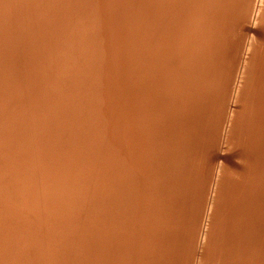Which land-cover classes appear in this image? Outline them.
Wrapping results in <instances>:
<instances>
[{"label":"bare ground","instance_id":"bare-ground-1","mask_svg":"<svg viewBox=\"0 0 264 264\" xmlns=\"http://www.w3.org/2000/svg\"><path fill=\"white\" fill-rule=\"evenodd\" d=\"M253 1H255V0H0V171H1V169L2 170L5 169V168H1V167H6V169L3 170V173H2V171L0 173H1V175L2 174L4 175V173H7V175H8L9 173H11V171L12 172H13V170L15 171V173L13 172L10 176L8 175L9 176V179L7 178L8 184H7V182H4L7 185L6 184L2 185L3 181H1L2 184L0 183L1 184V186H0V202L2 203V205H3L2 201H6V199L4 198L6 188L9 189L6 193H9V195L11 192L15 194V196L13 194L10 195L11 196L10 198H13L15 201L14 200L12 201V199L10 200L8 198L9 200H7V202L10 201L11 203H13V205L15 204L16 208H18V207L22 208L23 207L22 209H26L25 207H26V205L28 206L29 200H31L30 202H32L33 199H37V200L40 199V196H39L40 193L38 191H40L42 189L41 187L44 183H47V182H45L48 180V179L45 180L47 176L45 177V179L43 177V179L45 181L42 180V181H44V183L41 182L42 185L39 183L40 184L39 186L38 185L37 186H34V185L30 186L29 184L32 183L31 178L34 177V175L36 174V172H34L36 169H35V167L28 166L27 161H33L32 163L35 164L36 163L35 160H38V159L41 160L42 154L39 155L38 152H40V153L42 151L45 152L48 149L47 151L49 152V155H50L52 153V152H50L51 151L50 146H52L53 150H57V149H54L53 144H55V146H56V143L59 144V142H60V144L57 145V148H59V149L55 153L58 152L60 157H58L59 155L57 153L56 154V155H58L57 158L58 159L61 158L63 160L62 165L59 164L60 167H63L64 169L67 168L69 172L72 171L69 174V173H66L67 169L64 170L65 173L67 174V177L69 175H74V177H75L74 179H76V177L78 175L79 178L77 177V179L79 181H81L82 180L81 176H85L88 173L87 176L83 177V179H85L87 177L86 180H83V181L87 182V179H88L87 183L84 182V184L87 185V188L83 184V181H82V183L81 182L79 183V181H78L79 184L77 182L74 183L75 188L78 186L79 188L82 189L83 185L85 187V191L84 192L82 191L84 194L83 197H82L81 191L79 190L80 191L79 192L76 188V190L81 194V197L83 198L82 203L77 201V198L80 197V195H78L76 193L77 191L75 190V188L72 184H71V186L73 189H71V191L69 190L71 186L68 187V185H69L68 183H72L73 181H75V180H73V176H72V179H70V180H73L72 182L69 180L70 176L68 177V181H67V179H65V180L63 179L65 181V183L58 176L60 181L62 182V183L61 182L56 183V184L62 186V188H60L61 186L58 187L59 190L64 189L66 191L68 189L66 191V193H69V196L67 198H70V196H72V192L74 191L73 196H74V198L76 197V201L78 203L77 202L74 203L75 199H74V201L71 200V198L69 200H71V203L73 205L78 204V206L74 207L70 203V201L66 198V196L68 194H66V196L64 197L65 192L62 191V193L64 192V195H62V193H61L62 197H64L63 199L66 198V200L64 201L62 199V197L60 195H58V189L57 190L54 189L56 192H54V193L52 192L53 195L55 193H57V194H55L56 197L54 196V200H53L54 202L51 201L53 199V197L51 198V196H52L51 191H53V188H52V190H50L51 194H48V193H49L50 186L52 187L51 184H53L56 180L54 178L55 176L52 177L55 179L54 182H50L48 184V186L50 185L48 187V190H46L48 192H46V191H45L46 193L43 192V193H45L44 195L48 194L47 195L48 198L50 197L51 199L50 198L48 199L47 196L42 195V196L46 197L45 198L46 200H43L44 197H42V200L41 199L40 200L43 202H41L40 200H39L40 203L38 202L40 205L42 203H45V201L48 202V203H46L48 205H50V203L52 202L51 206H49V213L54 211L53 209L55 206L56 210L57 211L59 210V212H57L55 210V212H57L56 215H58V214L60 215V213L65 214L64 212H61V210H63V211L73 210V211H71V213H73L74 216L71 215L70 212H68L67 215L65 214L66 216L65 215L63 216L61 214L60 217H58L59 216L58 215L57 216L58 219L56 221L54 219L53 220L50 219L51 222L48 219L51 216H52V218H54V217L56 218V216L52 215V214L55 215V212L51 213L50 214L51 216L49 215V213L47 214V212L45 214L46 216L49 215V218H47V220H48L47 222L48 223L50 222V224L52 223V225H50V228H52L53 225L57 226V224H58L57 221H60V220L61 221L59 223L61 224V222H62L61 225H64V227H61V225H58V228L55 226L56 228L54 227V229L57 231V233L62 235V239H64L63 237L66 238V241L64 239V241L66 243L64 241L62 242L63 245H66L68 242V244L70 246L71 251H70V254L68 251L69 257H67L65 264H74L75 262H78V260L76 261L77 257L81 261L83 259V256L82 257L77 256L79 253V250H81V252H83L85 250L84 247L89 246L88 244L91 241L90 239L93 237V239L95 240V237H98L93 232L94 227L91 224L95 225V223H99L100 218L97 219L95 217L96 219H91V218L89 219V215L91 214V212L88 215V208L90 206H92L91 205L92 200H95L96 195H98L96 193H100V191L98 192V190L101 189V192H102V188L99 186L101 184L99 182V180H101V182H103L104 179H107L109 176L111 177V175L114 172L110 171V169L114 170L118 164L119 165L121 164V162H124L123 166H125L128 169V170H126L128 173L125 171L123 173L121 172L122 177L124 176L123 179H125L124 182L125 181L128 182L127 188L126 187L124 188L122 186V184L120 185V187H123V188H121L122 189L121 195H126L124 197H118V198H120L119 200H121L120 203H122V208H124L125 204H126L124 199H126L129 196L132 197V195H133V197L137 196L138 198L135 200H137L138 204L137 203L135 204L132 198L128 199L134 203L133 205H131V208L134 205H137L140 207L143 202H148V206L150 207V209L153 206H155L157 209H159V210H157V212L155 211L154 214L157 213L156 215L153 214V216H157L156 218L158 219V221L156 220L155 223L158 224V226L160 225L159 228L163 225V224H161L163 220H164L163 223L168 224V226L170 227L169 228L166 225L165 228L161 227V230L160 229H158V231L156 230L157 232L154 230H148V232H146V230H139L138 229L139 230V232H138V230H136V229H134V231H132V229H133V226L131 225L132 223L123 221L124 224L126 223L125 225H128L127 223H129L131 225V227L128 226V228L127 227H126V229L124 228L125 230H123V232H116V231L113 232V233H118V235L122 234L119 236L120 237L122 236L123 240H125V243H123V246L121 244L122 248H120V246H119V248L122 251V252L120 251L121 254L120 253L119 254L121 255L122 259H124V261H122V262H125L122 264H128V263L130 264V261L132 260V258H133V260H135L133 257L134 253H133L132 258H130V257H128L129 253H127V252L131 251L130 247H132L133 250L134 249L136 250V248H138V245H137V247L135 246L136 239L138 240L137 244L139 243V246H140L138 249L139 253L137 252V250L135 251L138 253L137 258L140 257V259L138 260L139 262L141 261L142 264H146V263L149 264L152 262V260L156 261V259H159V257H161L162 260H165L163 257L166 258L167 255H169L168 245L166 243H168V239H170V237L168 236L170 234H168V235L166 234L167 230L169 229L168 231H171L170 229L173 228V226H174V229H175L174 231L179 233V234L177 233V236L181 237L182 239L186 238V240H188L187 238H191L189 236L192 235L193 231L195 232V230L198 228V226H199V228L202 227V226H200L201 225L200 223L205 222L203 220H202V222L201 221L197 222L198 220H200V219H198V217L200 218L201 216L208 218V219H206V221H207V223L205 225L206 228L203 225L204 229L201 230L203 233L200 231V233L198 234V237H199L200 234L202 233L201 237L198 238L199 240H198L197 244L196 243L194 244L195 241H192V245L194 244L193 247H196L195 245H197L196 251L200 255V258H198V260H197V261H199L198 263L201 264V262H203V263L205 262L204 261L205 257H203L204 253H206L208 255V253L210 254L211 252L212 253L214 252V254H212L213 256L208 255L210 257L209 258L206 257L208 264H210V263L211 264H230V261H231L230 256H232V255L234 256V254H235V256L237 257V255L242 254L241 253L242 249L240 250V253L234 252L235 251L234 249L239 250L240 247L237 245V248H236L235 246H232V244L233 243L241 244L242 242L240 241V239L242 240V238H243L242 233H244V235H245L244 237L246 238V236H249V234H250L249 232L251 230L253 231V229H251L250 227H252L253 225H255V226L259 225V224L256 225L254 223L255 221H252V220L257 219L256 223H260L261 219H259V218H261V217L258 218V215L264 216L263 215L264 214L263 213L264 212V205L262 204L263 207L262 208L260 207L261 203H263L262 201H264V199H262L264 194H263V192H262L263 195L260 193L261 191L264 190V137H263L264 132L262 130H259V128L261 127L260 124H262V126L264 127L263 123H259L258 126H260V127L259 128L257 127V129L259 131L263 132V134L261 133L263 138L261 137V135H259V138L261 137V139H258V138L257 139H252V138L249 139L245 136L248 134V137H249L250 134H252L251 136L253 138L258 137L257 135H254L255 136L254 137L253 136L254 131L252 132V130H255L254 126H256V122H253L254 123L253 124L252 122H248V121L249 120L253 121V120H255V118L257 119L264 114V110H263L264 109V103L263 102L260 103L263 105V106H260V107H262V111L260 110V112H259V110H258L259 113L257 112V114H259L260 116L259 117L252 116V120L249 117V114H247V116L250 118L249 120L247 119L248 118L247 116H243L244 115L243 109L242 110L240 109L241 112L237 111L239 109H236V108L235 109H229L230 108L229 107L228 110L225 109V107H226L225 104H228L227 103L228 97H229V100L233 99L234 107L237 104H241V103H242V105L246 104V103H244V101L246 100V98L248 96L245 98V93L249 95V93H247V92L248 91L251 92L253 89H248V91L246 90V92H244V90L246 89L245 86H247V84H248V82H245V81H247L248 79L251 80L250 77H252V76H253V78H255V75H257V77L259 76V74H257L259 71L255 75H252L256 72L255 68H257V67L252 68L254 71H252L251 74H248V72L252 70V69L249 70L251 66H253L254 64L256 66L258 65V64H256V61H255V63L249 67V64H251V63H249L251 58L258 59V57L257 58L253 57L254 55H255V57L259 56L256 53L257 51H255L256 54L253 53L254 55H252L251 58L249 56L250 54H252V51L254 49L253 44L256 46L255 48L257 50L258 43L256 45V43L254 42L255 40H252V41L249 40L250 38H249V36L246 37V34L244 35L246 38V40H245L243 38L244 36L242 35L243 34L242 31L244 30L243 28H245L244 26H247L246 24L244 25L245 21L243 20V18L246 17L245 16V15H247L246 13L250 12L247 9L248 8L251 9V7H248V6L253 5V4H250ZM257 1L260 2L259 3L260 6H259V4H258V6L259 7L262 6V7L255 9L257 6L255 7V5H254L255 8H254L253 12L256 14L257 18H259L260 21L263 22L264 21L263 20V18H264V16H263L264 15L263 14L264 13V0H257ZM257 1H255L254 3H257ZM235 5H238L239 8H241L240 10H242L241 12H243V13H241L240 10L235 7ZM231 8H233L234 10L237 9V13L235 11V12H233V15H235L234 13H236L235 17H237L239 15V18H240L239 19L237 17V19H235V17H234L235 20H238V21L240 20L239 21L240 24L238 23V21H236L235 23H238L240 26L241 21L242 22L244 21L242 24L244 26L241 25L243 27L242 28L243 30L241 29L242 34L240 33V29H237V28H241V27H238V25H236L237 26L236 30L237 31L239 30L238 32L242 35V37H241V35H239L238 32H236V30L231 31L232 29H234L233 27H235L234 26L235 23L233 24V21L231 22V20H230V22L233 24V26L231 24V26H232L231 30H229L230 24H228V22L227 23L224 22V21L229 20L228 18H226V16L229 13L232 14L231 11L233 9H231ZM230 9H231V11H230ZM253 12H252V14L254 15ZM239 13L244 16L242 19H241L242 15L240 16ZM230 17H233V16H229V18ZM249 17H250V15H249ZM255 17H254V20H256ZM251 18L253 19V17H251ZM247 19H245V20H247ZM251 20H249L250 22L248 24H251L252 22L254 24V22H256L254 20H252V22H251ZM220 22L221 23L224 22L222 24L223 28L218 27V26H220L219 25ZM224 24H225V27H228V28H226L227 30L225 29ZM255 24H257V23H255ZM255 24L249 25V29L251 26H255ZM226 25H228V26H226ZM258 27L259 26H257L256 29ZM230 31H231V33L229 35L228 32H230ZM259 31L260 30H258V33H260ZM232 32H236V33H232ZM247 32L248 31L246 30L245 33H247ZM226 34H228V36H231V34L239 35L241 37L239 39H242V38L244 39V44H245V41H247V38L249 40V43L247 44L248 47L245 48L246 44L245 45L242 44V45H244V47H241L242 49H240L242 51L241 53H243V49H244V51H245V49H248L249 52L247 50L246 51L249 53V55L245 51L246 55H248L247 58H245L246 57L245 54H244L245 55V57H244L243 54L238 53V51H240L239 50L240 47L237 46L238 50L235 51L236 56L238 54L240 55V56L238 55V57L240 59L242 56L244 57V61L241 65L239 63H236V61H239V58H238V60L234 59L235 62L231 59L232 57L229 58L230 61L232 60V62H234V65L237 64L236 66H238L235 68H234V65H233V67L231 66L232 69H234V72L232 73V77L229 76L230 75L229 73H231V72L228 71L231 68V67H228L231 64V62H227L229 60L226 56L229 54H230L229 56H232V54H234V50H235L237 44L233 43L231 41L232 46H234L236 44L234 46L235 48L233 47L234 49H232L231 48L232 46L227 47L226 43L229 41V39H231V37L229 39L227 37V39H226ZM249 34H250V31L247 33V35H249ZM253 34L255 35L256 33L251 32L250 35L253 36ZM234 35H232V36L234 37ZM255 37H257V36L255 35L254 38ZM259 38H261V37H259ZM235 39H236V41L235 40L234 41L237 42L238 38H235ZM251 39H253V38H251ZM226 40H228V41L226 42ZM259 40H260V44H261V41H263V40L262 39H259ZM238 41H240V40H238ZM239 43H241V42H239ZM226 47H227V49L228 48L229 49L227 50ZM261 47L262 46L259 45V48H261ZM230 49L233 50L232 54L228 53L229 51H231ZM225 52H227V55L225 54ZM261 52L262 53H260V54L264 58L263 51H261ZM262 56H261V58H262ZM234 57L235 56H233V58ZM263 58L261 59V61L264 60ZM253 59H251L252 63L254 61ZM258 60H260V59H258ZM241 61L242 60H240L239 62H241ZM261 61L258 62L259 66L262 65ZM227 63H230V64H227ZM262 63L264 65V62H262ZM258 68H261V66ZM239 69H240V75L239 76H240V78H242L241 79L242 83L235 85L234 83H237L235 81V79L236 80L238 79V78H235V76L237 77L236 71H237V73H239ZM263 69H264V67H263ZM258 70H261V69H258ZM226 72L228 75H226ZM250 75H252V76H250ZM227 76L231 77V79L233 78V80L229 81L230 78L227 79L228 78ZM259 77L262 78V76H259ZM259 77H258V80H260ZM227 80L229 81V84H228ZM258 80L256 78L257 83H260L261 80L259 82H258ZM263 80H264V78L262 79V83L264 84ZM255 82H252L251 85ZM244 83H247V84L243 88ZM262 83L258 84V86L263 85ZM255 84L252 85L254 87L255 91H256V89L258 90V88H259V90H261L260 88H262V91L264 92V89H263L264 85L256 88L257 84H256V86H255ZM262 91L258 92V94L262 93V95H264V93ZM254 92L250 93L251 96L253 95L252 97H254V94H257L256 92L255 93ZM106 93H107L106 96H108V97H109V95H110V97L113 96L111 98L112 100H114L113 104H112V100H111V102L109 100V102L104 101L106 103H103V100L108 101L107 97H105ZM258 94H257V96H258ZM86 95L89 97H86ZM84 96L87 100H85V98L83 99ZM104 97H105V99H104ZM88 98H90L91 101H93L92 103L90 101L92 106L89 105L90 103L88 104L90 106L89 108L87 107L86 104L84 105V101H83V100H85V101L89 102ZM260 98L261 97H259V101H261ZM81 100L83 101V104H81V102H82ZM249 100H250V98L249 99L247 98V101H249ZM253 100H256V99H253ZM259 101L257 104H259ZM262 101H263V99H262ZM72 102H73V104H72ZM78 102L80 103V105ZM100 102L103 104L108 103V104H112V105L111 106L108 105V108L111 107L110 109H108V111H107V109H105V111L108 112V115L106 116V118L105 119L103 118L104 120L100 124L96 125L95 122H93L94 118L92 119L91 115L97 114L94 116L96 118V116H98V114H99V113H97L99 110H100L99 111L100 114L104 113V111L101 112V108H102L101 105L102 104L97 105V103L100 104ZM235 102H241V103H236V105H235ZM256 102H257V100H256ZM85 103H87V102H85ZM83 105L86 106L88 110H86V107L84 108ZM94 105H96V106H94ZM251 105H249V106H251ZM57 106H58V109H56ZM64 106H66L67 110H68V107L70 108L67 111V113L69 115L66 113V109L62 108ZM244 106H242V108H244ZM256 106L257 105H254V109H255L254 112L255 113L257 110ZM71 107H73V108L71 109ZM92 107H94V108H92ZM103 107H106V105L105 106L103 105ZM236 107L239 108L238 106H236ZM252 107H253V105H252ZM260 107L258 109H260ZM96 108L98 111L96 110ZM60 109H63V112H65V114L62 113ZM223 109H225V113L223 112L224 114L221 112ZM244 109H245L244 111H246V108H244ZM251 110L248 113L252 114ZM59 111L63 115L66 116V118H64L63 120H66L67 123L59 121V119L61 120L63 117H65V116H61L62 118H60L59 117L60 115H57ZM69 111H71L70 112L71 114L69 113ZM86 111L89 112L88 113L89 115L91 113L89 118H91L92 123L95 124L96 126H94V125L92 126V123L91 124H88V122L85 123L84 119H87V117L86 118L83 117V119H82L81 116H82V114L84 115V112H86ZM95 111H97V112L94 113ZM247 111H249V110H247ZM60 112H59V114H60ZM134 112H135V116H134ZM238 112H239V115H240V113L243 114L242 117H245V118L247 117L246 120H248L247 123H249V125H250V123H252L250 125V129H252L251 126L254 125L253 126L254 128L251 130V133H248V132H250V129L247 127V123L245 124V122L242 121L244 123V125H246V127L244 125L242 126L241 124H239L242 122L238 118ZM254 112H253V115H255ZM261 112L263 114H261ZM221 113L223 114V116L221 115ZM89 115H87V116H89ZM57 116L59 117V119ZM41 117H43L42 119H44V123L46 122L45 125H44V123L40 124L41 126L44 125V127H40V125H39L38 120ZM240 117H241V115H240ZM253 117H254V119H253ZM42 119H40V120H42ZM137 119H138V122L136 124L139 123L137 126L139 128V130H138V128L136 130L138 132L134 131L135 127H136L134 122H135V120L137 121ZM263 119H264V116H262V120L259 118V121L258 120H255V121H257V123L261 122V121L264 122ZM83 120H84V122H83ZM243 120H245V119H243ZM87 121H89V120L87 119ZM68 122H69V124H68ZM99 122H100V120H99ZM169 122H171L175 126L172 125L173 130H171L170 134H165V131H163V129H161V128H163V127L165 128V126L167 128V124ZM63 123L66 124L67 126H62V128H61L60 125ZM83 123H85L86 125ZM96 123H97V121H96ZM133 123H134V126H133L134 129H132V130L138 134V135H136L137 137H135L134 134H130V136L128 134V139L125 136H124L125 139L124 138L122 139L120 137H116V139L120 138L118 140L120 142L117 141V143H116V140H113L114 138L112 139V137L114 135L116 136V133L118 131H120L119 130L120 128H122L121 130H124L125 129L124 126H126V128H127L126 132H127L128 131L127 125H130V124L133 125ZM171 123H170V126H171ZM227 123L229 124V126H227L228 129L225 128L227 130V132L225 134V139H226L225 141H226L227 145L229 146L227 149H230V147L231 148H233V147L238 148L239 147L238 152L241 156L240 158L242 159V165H238V167L243 169L242 171H244V173L237 172L238 168H237V170L231 169L232 167L229 168V166H230L229 162L227 164V162L225 163L223 161V160H225V158L223 160L221 159L223 161V163H221V160H220V164H218V165H216V162L214 165L213 164L214 159L210 158L211 157L210 154H212L213 150H215L216 147L215 148L213 147L214 148L213 150L211 148L212 152L209 153V150H210L209 148H210V146L212 147V144H211L212 142H209V144H210L209 145L208 141H211V139L212 140L216 139V136H217L216 134H218V133H216V131L219 130V134H220L221 133L220 130L222 131V128H224V127H220V125L221 124H227ZM31 124H32V126H31ZM184 124H185V129H186V126L189 125V128H188L189 131L188 130L185 131L184 126H183ZM132 125H130L131 128H133ZM86 126L87 127L91 126L90 128H87L91 131V134L96 133V135H98L99 132L101 131V135H100L101 138L99 139V141H98V138H99L98 136H97L98 137L97 139L95 138L96 135L94 137L95 138L94 140L97 141L96 145H91L89 143L90 141H92L90 139L91 134L89 135V131L86 128H83ZM52 127H53V130H55L54 132L57 133V135L53 132H52V134H54V135H52V134H50L51 136L49 135V133H51V131H53V130H51ZM38 128H39V130H38ZM66 128H68L66 131H68L70 133L67 132L68 133L67 134L65 132V134H64V132H62ZM81 128L84 131L87 130L86 132L88 133L87 134L88 137H85V133H82L84 136V137H82V134H80V133L83 130ZM245 128H248L249 130L245 129ZM40 129L43 131L39 132V131H41ZM75 129H77L78 131ZM130 129H129V131H130ZM179 129H180V131L178 132ZM79 130H81V131H79ZM97 130H98V133H97ZM226 130H224V131H226ZM71 131L72 132L77 131L78 133H76V134H78V135L80 134L81 137L85 139V143L89 141L88 142L89 146L87 145L88 148L86 147L87 150H86V148H84L86 145L81 143L84 145V147H83V145H82V147L86 151H84L82 148H80V149H82L83 152H86V154H84L83 152H80L81 154H83L82 156L78 153H75V155H73L74 153L71 152V151L76 150V144H78L81 141L82 142L84 141L83 139H81V137H80V139H77V138H79V136H76L75 133L73 136L76 138H73V136H71L73 139L70 138V136L68 137L69 134L70 135L72 134ZM161 131L163 132V134ZM175 131H177V132L175 133ZM243 131L244 132L247 131V134H245L246 132L244 133ZM259 131H257V132H259ZM43 132L44 133L46 132V134H47V136L45 135V137L47 138V140H44L45 143L43 141V139L45 138ZM121 132L123 133V131H121ZM131 132H129V133H131ZM160 132H161V136H163L166 140L162 139L160 136L157 135V133L160 134ZM61 133H63V134H61ZM187 133H188V135H187ZM243 133L245 135H243ZM118 134L120 135V133H118ZM164 134H165V136H164ZM254 134H255V132H254ZM27 135H33L36 138V140H38V141L41 140L42 146L43 147L45 146V148L47 147V149H45V148L41 149L42 146L37 145L38 144L37 143V144H35L37 146V148H36L37 152H35V154H33V152L30 151L31 154L29 155V153H28L29 148H28V150H26V147L24 146V143H25L24 141H26ZM48 135L50 136V139H49ZM63 135L64 136L66 135V137H63ZM126 135H127V133H126ZM57 136H59L58 139H56ZM157 137L161 138L160 141L163 140L161 142L159 141L160 142L159 144H158V140H155ZM52 138H53V140H52ZM91 138H92V136H91ZM135 138H137L139 140H137ZM159 138H157V139H159ZM203 138H205V141L207 140L206 144L204 145L205 147L201 146L202 144L199 143V140L200 139L202 140ZM208 138H209V140H208ZM221 138H223L222 135H221ZM128 140L130 142H128ZM140 140H141V143L143 145L140 142H137ZM216 140H218V136H217ZM213 141H215V140H213ZM218 141H215V143ZM93 142L94 141H92L91 143H93ZM64 143H65V145H61ZM73 143H74L75 147H73L74 148L73 150L70 149V152H69V149L67 147L70 148L71 146H69V145H72ZM134 143H138V144H135L136 148L134 146ZM198 143L201 144L200 145L201 147H203L202 148L203 152L201 151L200 157L197 154V152H199V154H200V151H199L200 147H199ZM218 143H216V144H218ZM81 144H78V145H81ZM139 144H141L143 146V147L141 146V148H140L141 151L144 148V145H147V147L145 146L146 147L145 151L147 150V152L150 153L149 160H147V157L145 158L146 159L145 161L146 162L148 161V163H146L147 164L146 170H144L145 168L143 169L141 166L140 167L142 168V170L139 169V165H138L139 163L136 164V159H135L136 157H133L134 155L131 157L133 152L135 154L136 152L139 151V149H138V151L135 152V150L137 149V146ZM221 144L224 145V143H222V142H221ZM66 145H68L66 147L67 151L65 150L66 148L64 149V146H66ZM213 145H215V144H213ZM26 146H27V144H26ZM90 146H91V148H93V149H91V152H90V150L88 151ZM153 146H155V148H156L154 150L155 152H153L154 154H156V156H154V154L151 153V151L154 148ZM61 147L65 151H63V149ZM78 147H80V146H78ZM139 147L140 146H138V148ZM197 147H199V148H197ZM237 148H235V149H237ZM43 149H45V150H43ZM80 149L77 148L78 151H81ZM218 149H220V146L217 148V150ZM87 151H88V153H87ZM226 151H227V153H229V151L232 152L233 149H232V151H231V149L226 150ZM48 152L43 153V155L46 156V154ZM67 152H69V153H67ZM222 152H223V150H222ZM224 152H223V154L226 155L227 153L226 152L224 153ZM120 153L122 155H120ZM219 153H220V151H219ZM21 154H22V156H20ZM111 154H116L115 157H117V155L119 157H121V156L122 157L120 159H119V157H117V159H119L118 161H115V158L112 159V161H110L108 159H110L109 155H111ZM143 154H145L144 151H143L142 155ZM196 154H197V157H196ZM208 154L210 157L207 156ZM230 154H229V157H230ZM107 155H108V159H106ZM142 155L140 156L141 158H142ZM152 155H153V157H152ZM45 156H43L44 159H43V157H42V159L45 160L46 162L43 160L42 161L45 163H48L49 161L47 159H50V158H47V156H46L47 159H45ZM50 156L52 157L53 153ZM136 156H137V160H139L138 155H136ZM213 156H214V154H213ZM113 157H114V155H113ZM219 157H221V155H219ZM57 158H55V159L57 160ZM73 158L78 161L76 163V165L80 162L81 163L83 162V166H80L81 164L78 165L79 170H81L79 167L84 169L85 166L86 167L88 166V169H89L91 167L90 165H92V168L89 171H87L86 167H85L84 170H86V172H84L83 170L76 171L77 167H75L76 165L74 164V162H76V161H74ZM131 158H134V159H131ZM26 159H28V160H26ZM53 159H54V156L52 157V160ZM61 159H59L58 161L60 162ZM71 159H73L74 162H72ZM64 160L65 161L67 160L66 161L67 163L71 161L70 163L67 164L68 166H65L66 168L64 167V165H66ZM216 160L218 161L217 158H216ZM232 160L234 161V159H232ZM54 161L55 160H53L52 162H54ZM85 161H87V163H89V165H87ZM141 161H142V159H141ZM225 161H227V160H225ZM43 162H42V165L45 164V163L43 164ZM71 163H73L74 168H72V166L69 167V165H72ZM52 164H54V163H52ZM52 164L50 162H49V165L46 164V165H48V167L51 165V167H49V170H51L50 168L53 167ZM226 164L229 166H227ZM233 164H235V163H233ZM42 165L39 168H43V170H44V168L46 166L43 167ZM54 165H56V164H54ZM59 165L54 166L55 170H56L55 173H57V172L60 173V171H57V169H56L59 167ZM121 165H120V167H121ZM134 165L135 166L137 165V168H135V170H134ZM144 165H145V163H144ZM120 167H117L119 169L116 168L117 171L121 170ZM27 168H30V169H27ZM63 168H62V170H63ZM69 168H71V169H69ZM121 168H123V167H121ZM25 169H27V170H25ZM45 169H46L45 171L47 173V167ZM157 169L159 170V172H157ZM9 170H11V171L9 172ZM143 170L146 172L142 174ZM82 171L84 173H82ZM107 171H108V173H107ZM109 171H110V173H109ZM117 171H116V173H117ZM153 171H156V173H153ZM53 172H54V170H53ZM79 172H81V174H79ZM49 173H47V175ZM116 173H115V175H119L120 172L118 174H116ZM43 174L45 176L44 171H43ZM66 174H62V175H64L63 176L64 178H65ZM106 174H111V175L106 176V178H105L104 176ZM155 174H157V175H155ZM3 175L0 176V178L4 179ZM225 175L226 176L228 175L229 177H231V178H229L227 176V179L229 178L230 180L224 179L225 185L232 186V187H233V184L236 185V186L234 185L233 189H231V187H230L231 190H229V191L234 192L236 187L238 189H240L241 186H243V188L246 189V191L248 193L245 190L243 192V188L240 189V190H242L241 192L238 190V193L240 192L239 195L241 194V195H245V196H246V194H248L249 196H247V199H248L247 201H249V198L252 197L253 199H251L252 201L251 200L249 201L250 203L255 201L254 198L257 199V197L259 195H262V197L261 196L259 197L262 199V200L261 199L259 200L260 206L257 205L258 207H260L259 209H261V210H258L256 213L253 212V211H256L258 209L256 206V204L258 202H256V204L254 203L255 207L257 209L253 208L252 207L253 205L248 206V204L245 208V209H247L248 207H250V209L253 208L251 210V212L256 214V215H253L254 217L251 215L252 213L249 214L250 213L248 211V210H250L249 208L247 210L249 213H247L245 210V212L247 213L246 216L244 215L245 213L243 214V212L241 211L242 212L241 216H243V215L244 216H243V218L240 217L241 218L240 220L238 218L239 215L238 216L235 215V214H237L238 211H240L238 208L239 206H237L236 204L241 203V202H239V200H241L242 198L238 200V202H239L238 203V202H236L237 198H239L238 193H236V192L233 193V196H234V194H237L235 196V197H237L236 199H235V197L232 196L231 192H230V196H229V193L226 194L227 188L226 189L223 188L224 183L222 184L223 186H221V183L224 182L223 179H221V178H223V176H225ZM27 176H29V177L32 176L31 178H28V179H30V181L26 180ZM35 176H37V175H35ZM49 176L51 177V175H49ZM204 176H208V178L206 177L203 179L202 177H204ZM103 177H104V179L102 181ZM110 177H109V179H110ZM112 177H114V175ZM52 178H50V180ZM80 178H81V180H80ZM201 178L203 180L208 179L207 181H209V184H208V182H206L207 185L203 184V183H205V181L203 182V180ZM22 179L26 180L28 183L29 182H31V183H29V184L24 183V185H22L20 187L18 185L17 188L12 187L15 184H18L19 182H23ZM41 179H42V177H41ZM120 179H121V177H120ZM231 179H233L237 183L232 184L230 182ZM34 180L38 181L37 177ZM119 180H117V182H119ZM57 181H59L58 178H57ZM226 181H229V184L231 183L232 185L227 184ZM66 182H68V183H66ZM110 182H112V181H110ZM27 184H28V186H30L29 189L27 187ZM66 184H67V186H64ZM76 184H78V185L76 186ZM116 184H117L116 182L113 183V185H110V183H109L108 185H110V186H108L109 188L107 187V189L113 188V189H111V192L113 193V191H115V193H117L116 192V188H117ZM182 184L183 185L187 184V186H188V187L184 186L186 191L183 190L184 192L188 193L186 195H185V193L183 195V192L181 190H180V192L182 193V195L180 192H178L179 188L180 189L184 188V187L183 188L181 187ZM54 185H55V183L53 184V187H54ZM58 185H56L55 188ZM176 185L178 186V190H176L177 187L174 189L178 192V195H180L179 197L177 195V198H180L179 204L181 205V207H184V208L192 207L193 203L196 205L195 208H197L198 207L197 201H198V198L200 197V196H198V195H200V193H199L200 189H202V192H206L205 191L206 189L211 188L210 185L213 186V188H214L213 189L214 194L212 196L213 201L212 202L210 201L209 206L208 205H206L207 207L205 206L206 209L207 208L209 209V211L206 210L208 215L204 212L206 214L204 216L203 212L201 211V213H200V211H199V210H203V209H199L197 212H199L200 214H198L196 212L197 216L198 215L199 216L198 217L194 216L197 219L196 220L197 224L195 222V224L197 225V228L195 226V229L192 228V226L190 225L191 223L189 224V221H191L189 219H192L193 215H195L194 212L192 214L193 209L192 210L190 209L191 214H189V215H187L188 213L186 214V212H183V213L181 212L182 213L181 216L176 215L177 219L176 218L172 219V216H174V215L169 217V215H171V212H170L171 210L168 209L170 214L167 213V208H169V207H166V205H168L171 202L169 199L170 196H169L168 192L172 191V188L175 187ZM63 186L66 188H63ZM1 187H3V188H1ZM21 187H23V189ZM224 187H227V186H224ZM10 188H12V189L16 188V190L10 191ZM20 188L22 190H20ZM128 188H132V189L128 190ZM222 188L225 189L226 192ZM2 189H3V192H2ZM43 189L45 190V187ZM124 189H127V190L124 191ZM211 189H210V192H208L209 190H207L206 194L203 195V193H202L201 196L207 198L208 193L210 194L212 191ZM4 190H5V192H4ZM61 190L59 191V193L61 192ZM190 190H191V192H190L191 194L189 193ZM221 191H222V193H220ZM103 192H105V191H103ZM109 192L110 191H108V193ZM177 192H176V194H177ZM242 192H243V194H242ZM254 192L258 196L254 195L255 194ZM36 193H37V195L39 194L38 195L39 197L38 196L34 197V195ZM74 193L77 194L78 196L75 195ZM151 193L152 194L154 193L153 194L154 196L152 198V199H154V201H150V200H148V198H147L148 201L147 200L145 201L144 200L145 198L143 195L146 194V196H147L148 194L150 195ZM172 193H173V196H171V197L175 198V196H174V195H176V194H174L175 192L172 191ZM219 193H220V195H219ZM223 193L226 194L225 196L228 195V199H226L227 197H224L227 202H228V200L230 201L231 197L234 199V201L236 200L235 206H237V207L233 206V211L236 212V210H234V209L237 208V212L236 213L234 212V214L232 213L236 217V219H234L235 217L232 214L228 215L229 218L227 217L228 220L231 221L230 225L228 224V222L227 223L225 222V220H226L225 217L227 215H224V213L222 211H220L223 213L221 215L222 216L224 215L225 219H223V217L220 216L219 209H217L218 205H219V208L221 207L218 202L221 200H224L223 198L220 199L221 196H223ZM249 193L252 196H250ZM118 194H119V196H121L120 193H118ZM189 194H190V196H189ZM57 195L60 197L57 198ZM115 195L116 194H113V196H111V199ZM205 195H207V196H205ZM253 195L256 197H254ZM27 196H28V198H27ZM30 196H31V198H30ZM73 196H72V199H73ZM98 196L100 197V195H98ZM108 196H110V195H108ZM140 196L141 197L143 196V197L140 198ZM150 196H149V198H150ZM14 197H16V198H14ZM99 197H98V199H99ZM218 197L220 199L219 201H217ZM242 197H244V196H242ZM3 198H4V200H3ZM25 198H27L26 199V201H27L26 205L24 204ZM60 198L63 200L64 204L70 203L69 206H71V205L72 206L69 207L68 205L65 206L64 204H63L64 205L63 206L62 204H60V203H62L61 202L62 200ZM82 198H79L78 200H82ZM232 198H231V200H232ZM1 199H2V201H1ZM55 199L58 200L57 203H59V199L61 200L59 203L61 206H58L59 204L55 203L56 202ZM103 199H105V197L102 198V200ZM201 199L202 198H200V200ZM245 199H246V197H245ZM245 199H243V201ZM37 200L34 202H37ZM47 200H49L51 202L49 203V201H47ZM96 200H97V198H96ZM108 200H110V198ZM115 200L116 199H114V201L112 200L113 205L115 204L114 203ZM174 200H176V198ZM202 200H204V199H202ZM98 201L100 203V199ZM98 201H97V203H98ZM149 201L152 203H149ZM206 201L208 202L209 199ZM243 201H242V203H243ZM10 202H9V204H11ZM102 202H104V201H102ZM102 202H101V204H102ZM108 202H111V200ZM108 202H105V203H108ZM117 202H119V201H117ZM128 202H130V201H128ZM203 202H205V201H203ZM222 202H225V200ZM97 203L94 202L92 204H95V206H96V205H98ZM217 203H218V205H217ZM230 203L231 204L233 203L232 205H234L233 200ZM230 203L229 202H228V204L223 203L222 205L224 207H225V205H227L228 208H230V206H229V205H231ZM245 203H248V202H245ZM6 204L7 203L4 204L5 208L7 206ZM46 204H43V205H45V207H43L45 209L48 208V206ZM80 204H82V205H80ZM101 204H100V207L104 203L102 205ZM130 204H132V203H130ZM13 205H10V206H12L10 208L8 206V209L13 208ZM31 205H32V203L30 204L29 209L27 208L26 211L27 210L29 211L33 208ZM52 205H54V206H52ZM115 205H117V204H115ZM115 205H114V207H115ZM126 205L129 206L128 203ZM203 205H204V203H203ZM232 205H231V208H232ZM33 206H35V204ZM80 206H81V208H80ZM93 206L91 208H94V210H95V208L98 210L100 209L99 205H98V207H93ZM107 206L105 208L111 207L110 204L108 207ZM119 206H121V204L118 205L117 208ZM200 206L202 208L204 207V206H202V202H201ZM227 206H226V208H227ZM40 207H42V206H40ZM64 207L65 208L69 207L70 209L69 208H68L69 210L62 209ZM78 207H79V210H78ZM139 207H136V208L138 209ZM142 207H144V205H142ZM5 208L0 210V214L2 216L5 215L8 218H9V216H11L10 217V219H11L12 215L15 214L14 216H16V215L19 216L20 221H22L21 216L19 215V212L22 213L24 210H20L21 208L15 209V206H14L13 209L20 210V211H18V213H17L13 209H12V211L7 210L5 212H7L8 214L13 212V211L15 212V213L8 215L5 212H4V214L1 213V211H4ZM51 208L53 211L51 210ZM58 208H60L61 210ZM102 208H103V206L101 207V209ZM117 208H115V209H117ZM221 208H223V207H221ZM221 208H220V210L225 209V208L224 209H221ZM242 208H244V207H242ZM242 208H241V210H242ZM109 209L110 208H108V210ZM115 209L112 210V207H111V210L109 212H112V211H114V212L109 213V214L115 215V213H116ZM127 209H129V208H127ZM137 209L132 210V215H133L134 211H135L134 214L137 213ZM161 209L164 211L166 210L167 214L164 211H162ZM175 209H177V207ZM230 209H227L228 213H226V214L230 213L229 212ZM254 209H256V210H254ZM102 210L100 212L104 211V210L103 211ZM120 210H121V208H120ZM120 210H118V211H120ZM143 210H144V208H143ZM33 211H34V208L31 211H29L28 214H30V213L32 214ZM40 211H42V210H40ZM45 211H48V210L46 209ZM74 211L75 212L77 211V212L75 213ZM118 211H117V213H118ZM125 211H126V214H124V215L122 214L123 218L120 217V215L118 214L119 215L118 219H121V220L126 219L127 221H130V215L129 214H131V212L129 210H124L123 212H125ZM138 211H139V209H138ZM161 211H162V213H161ZM175 211L176 210L172 209V212H175ZM216 211H218V213H219V214L216 213L219 215L218 218L220 219V217H221L223 223L225 222V224H226L225 226L229 225L228 227H226L227 229L225 227H224V230L222 229L223 223H221L222 226H221V224L217 223L220 220L216 221V220H218L217 218H215L217 216L216 215L214 216ZM225 211L226 210H224V212ZM259 211L262 212V215L260 214L261 212L259 213ZM123 212L120 211L119 213L121 214ZM117 213H116V215H117ZM257 213H259V214H257ZM23 214H24V212H23ZM26 214H27V212H25L24 215H26ZM68 214L72 218L77 216L79 219L76 218L77 222L74 221L75 218H74V220L70 221L69 218H71V217ZM94 214H93V217H94ZM100 214L101 213H99L98 215H100ZM176 214H178V213H176ZM248 214L251 215L253 218H251V216H247ZM1 215H0L1 219L5 218V220H3L5 224L0 222L2 225H4V227H3L0 224L2 226V227L0 226L1 227L0 229L3 230V232L1 231L0 236L2 238H4V239L0 238V240H4L3 242L5 243L6 240L10 241L12 238L14 239V237L16 236L15 240L17 241L16 242L13 240L12 241L13 245H12V243H10L11 244L10 245L8 242L9 247L12 249V250L11 249L10 250L13 253V255L9 254V256H7L8 253L10 252V251H8L9 247L6 248L7 250H5L6 254H4L5 252H3L2 248H1V251L3 252V255L1 257H3L5 255L4 259L8 260L9 264H10L11 259L12 260L15 259V260H13V264H14V262H17V261H19V262H17L18 264H21V263L25 264L26 261L28 264L31 263L30 261L28 262L29 259L25 258V255L27 257L26 251L24 253L21 252L22 248L20 246H22L23 248L24 247L27 248V246H30V245L24 246L22 244L26 245L25 242H29L30 239H32V240L35 239L34 241H37V239H38L37 237L39 236L37 234L38 231L36 230L37 232L35 231L36 233L33 234V232L32 233L30 232L31 231L30 226H29L30 227V229H29L28 227L24 226V224H25L24 223L23 224V226L25 227L24 228L21 225L22 222L20 223V225H18L14 221L13 222L16 224V226L12 225V221H9L8 224H11L12 227L9 228L10 227V225H9V227L6 229L5 227H7V225H8L5 222L6 217L5 216L1 217ZM24 215L22 217L23 219L24 218L26 219V216H27V219L31 218V217H29L30 215L29 216L28 215L24 216ZM96 215H97V213H96ZM146 215H147V213L145 214V216ZM61 216L65 217V218L63 219V217H62L63 220L59 219V218H61ZM102 216H103V213H102ZM150 216L153 218L152 215H150ZM19 217H18V220H19ZM34 217H35V221H36L35 214H34ZM41 217H42V215H41ZM67 217H68V219H67ZM132 217H131V220L134 219V217H133V219H132ZM141 217H143V216H141ZM178 217H180V219ZM230 217L232 218L233 221L231 220ZM244 217H247V218L250 217L252 220L250 218L248 220H246V218H244ZM14 218H17V217H14ZM107 218H108V216H107ZM112 218H114V217L112 216ZM135 218H137V216ZM144 218H146V219H144ZM144 218H143L144 221H142V223H141L142 224L141 227H145L144 229H147L146 225H147V219H149V217L147 218V216H146ZM211 218H213L212 219L213 221H216L215 224H214V222H213V224H211L212 223V221H210ZM237 218H238V221H237ZM25 219H24V222H26L25 225H27V223L29 221H30L29 224L33 225V223H32V222H34L33 218L29 221L28 220L25 221ZM37 219L39 220V218H37ZM66 219L70 221L69 222L70 224L73 221L74 222V223L72 222L73 226L75 224L76 225L74 227H71L72 226V224H71L70 226H67V228H69V229H67L65 226L68 225L69 223L66 222L67 223L66 225H65V222L63 223V221H65ZM203 219L205 220V218H203ZM262 219H263V217H262ZM13 220H15V219H13ZM18 220H17V223H18ZM43 220H45V219H43ZM172 220H176L174 222V224L177 223V221L179 220L178 221L179 224L177 225L178 227H175L174 224L171 227V224L173 222ZM249 220H250V222H252L251 223L252 226L250 225V222H247ZM258 220H259V222H258ZM37 221H36V223H37ZM95 221H97V222H95ZM149 221H150V219H149ZM54 222L55 223L57 222V224H55ZM109 222L110 221H108V223ZM123 222H122V224H123ZM135 222L137 223V222H139V220L138 221L135 220ZM150 222H152V220ZM36 223L33 226L38 227L36 225ZM45 223H46V220H45ZM48 223H46V225ZM104 223H105V221H104ZM116 223L120 224L121 222L118 223V220L116 219ZM136 223H134V225ZM155 223H154V226L152 225L153 223H151V225L153 227H155V229H156L157 225L155 226ZM192 223H194V222H192ZM139 224L140 223H138V225ZM17 225L22 226L24 229L22 231H20L22 227L21 228L19 227L17 231H15L16 230L15 229L14 230L15 232L14 231L11 232V229L13 230L14 227H17ZM46 225H45V227L49 226V224L47 226ZM111 225H113V224H110V226ZM246 225H248V226L250 225V226L247 227ZM89 226L93 227L92 230L88 228ZM100 226L101 225H99V227ZM110 226L108 225V228ZM218 226L219 227L221 226V228H219ZM263 226L260 227L261 228L260 230H262ZM139 227H140V225H139ZM148 227L150 228L151 226H148ZM50 228L49 227L47 228V230L49 231L47 233L50 234L52 232L51 234H53L54 229L52 228V230H53L52 231ZM59 228L61 231L63 229L64 230L62 232L61 231L58 232ZM70 228H71V231H70ZM103 228H104V226H103ZM120 228H121V225L119 227V230H121ZM247 228H250V231ZM9 229H10V232L8 231ZM27 229H29V231ZM32 229L34 231V227ZM35 229L39 230L40 228L38 227ZM97 229L98 228H96V230ZM116 229H117V227L115 228V230ZM112 230H114V229L112 228ZM164 230L166 231V233ZM260 230L258 229L257 231L260 233L261 232ZM6 231L9 233H6ZM68 231L70 232L69 237L64 236V235H67V233H69ZM103 231L105 233V230H103ZM222 231L223 232L225 231L223 236H221ZM96 232L99 233L98 230ZM158 232H160V234ZM198 232H199V230L197 231V233ZM253 232L255 233L256 231L254 230ZM4 233L6 235H4ZM147 233L149 235L148 239H150L149 237H153V239L156 241L157 238H159V239H160V237L161 238L163 237V238H162V240H160V241L158 240V242L155 243L156 244L155 245L156 246L155 252H152L154 250V246H153V247H151V248H153V250L152 251L150 250L152 253L149 251L150 253L145 254L143 252L145 250H143V249H144V246L148 245V244H146V240H145V236H147L145 234H147ZM168 233H171V232H168ZM172 233H171V235H172ZM254 233H251L250 234L251 236L247 237L248 240L251 238H252L251 240H253L252 242L249 241V244H251V246H249V244L247 243L248 240H246V239H245V243L248 244V246L247 245L246 246L249 247L250 250L253 249L252 247H254V248L256 247L257 251H258L262 247V246L260 247L259 245L261 244V241H263V240L260 241L258 239V235H262V233L264 235V232H261L260 234H257V232H256L255 235H253ZM2 234H3V236H2ZM29 234L31 235V237H29ZM36 234L38 236H36ZM161 234H162V236H161ZM10 235L12 236V238L9 237ZM33 235H34V239L32 238ZM56 235L57 234L55 232V236ZM173 235L175 236L174 233H173ZM5 236H8L7 239ZM35 236H36V238H35ZM55 236L52 235L53 239H51V240H53V243H54V238H59V240L61 239L60 238L61 236H59V237H55ZM89 236H91L90 239H89ZM196 236L197 235H195V237ZM17 237L19 238V240H17L18 239ZM49 237H51V236L49 235ZM49 237H47V238H49ZM87 237H88L89 242H88V244L86 243L88 246H85L84 239L85 238L87 239ZM115 237L118 238V236H115ZM115 237H113V239ZM133 237L136 239L133 241L129 240ZM154 237H156V239ZM195 237L193 235L192 240H195L196 239ZM262 237H264V236H262ZM21 238H22V240H20ZM28 238H29V240H28ZM126 238H127V240H126ZM201 238H202V240H200ZM39 239H41V237ZM39 239H38V241H40ZM110 239H112V235H111ZM59 240L57 241L55 239V241H57V242H59ZM61 240H60V242H61ZM123 240H121V241L123 242ZM128 240H129V242H128ZM21 241L23 242L22 244H21ZM34 241H32V243L34 244L33 248H32L33 244L31 242H29V244H31V246L28 248L29 249L31 248V250H32V251L30 250L31 252L35 251V253H33V259L30 257L29 258L34 260V257L36 255H38V253H39V256L36 258V260H37L42 255L41 254L42 251H40V248H38L42 244H40V245L38 244V246H37V242L34 243ZM48 241L50 242V240H48ZM48 241H47L48 249H49V247L52 249V247L54 245L55 246L57 245V242H55L56 244L50 245L48 243ZM103 241H105V240H103ZM180 241H179V243H180ZM188 241H190V239ZM0 242H2V241H0ZM14 242L20 243V246H18ZM40 242H42V241H40ZM40 242H38V243H40ZM147 242H149V241H147ZM170 242H172V241H170ZM184 242L185 241L181 242V244L183 245ZM4 243H0V245L1 244L4 245ZM119 243L116 242L115 244H119ZM14 244H16V246ZM60 244H58V245L60 246ZM107 244H106V246H107ZM153 244H154V242H153ZM5 245H7V243H5ZM176 245H177V243H176ZM192 245H188V247L191 248ZM12 246L16 247L15 251L12 248ZM134 246L136 248H134ZM150 246H151V244H150ZM210 246H212V247H210ZM231 246H232V248L235 247V248H233L234 251H232V252H234L233 254H230V252L227 251V249H229ZM3 247H4L3 248V250H4L5 246H3ZM62 247H61V250L63 251ZM114 247H113V250H115ZM179 247H180V244L177 248H179ZM186 247H187L186 245L182 246V249L180 250V256L178 254H176V258H177V256H179V257L183 256V254L186 250ZM205 247H207V249ZM66 248L68 249V247H66ZM83 248H84V250L82 251ZM91 248L92 247H89V250ZM128 248L130 250L126 252V250H128ZM29 249H28V251H29ZM58 249L56 248L57 251H58ZM92 249H94V250L98 249L99 250L100 247L98 245V248L95 249V247H93ZM102 249H105L104 246ZM102 249H100V250L105 251ZM145 249H147V248H145ZM191 249L195 250L194 248H191ZM191 249H190L191 253L189 254V256L191 254H193ZM263 249H264V247H263ZM24 250H26V249L24 248ZM24 250L22 249V251H24ZM87 250H88V248H87ZM87 250H86V253L88 252L87 254L89 255V251H87ZM94 250H92V251H94ZM106 250H108L107 247H106ZM117 250L119 251V249H117ZM117 250H115V252H113V253H116ZM148 250L149 249H147V251ZM169 250H170V248H169ZM204 250H205V252H204ZM231 250H229V251H231ZM255 250L256 249H254V251ZM13 251L15 253H17L18 255L22 253L19 257L20 259L22 258L21 256L24 254L23 258H25L26 261H23V258H22L21 259L22 262H20V259L18 258L17 254H15ZM48 251H50V249ZM52 251H54V250H52ZM175 251L177 252L176 249H175ZM260 251L262 253H264V251H262V249ZM260 251L256 252L257 255H258V253H261ZM188 252H189V250L186 251V254ZM242 252H243V254H247V253H244V251H242ZM246 252H248L247 249H246ZM45 253H46V251H45ZM57 253L62 254V252H60V251ZM63 253H64V251H63ZM86 253L83 252L84 255ZM92 253L90 252V255ZM97 253L99 255H101V257H102L101 253H99V252H97ZM225 253H227V254L225 255ZM228 253L230 254V256H229L230 260L226 259V256H228ZM251 253L252 254L254 253V255L256 254L255 252H253V250ZM0 254H2V253H0ZM48 254L50 255L49 257L47 256L49 259L44 258L43 256L39 258L41 260V262L43 260L45 261V259L49 260V264H52V263H54V261H57V260H54V258H55L54 256H53L54 258L51 256L53 253L51 254L50 252H48ZM80 254L81 253H79V255ZM94 254L92 255L93 258H94ZM15 255L17 256V261L15 258L16 257ZM30 255H32V254H30ZM103 255L106 256L107 253H105ZM248 255H250V254L248 253L247 256ZM261 255L264 256L263 254H261ZM261 255L259 254V256H261ZM6 256L7 257L12 256V257L9 259V258H6ZM13 256H15V257H13ZM57 256H59V255H57ZM196 256H194V254H193L194 258H197ZM250 256H249V258H250ZM63 257H64V255H63ZM95 257H96V255H95ZM101 257L100 256L98 257V259H97L98 262L101 261V259H102ZM119 257L120 256H118V258ZM184 257H186V255H184ZM193 257L191 256L192 260L194 259ZM244 257H245V255H244ZM244 257H242L243 260H244ZM257 257L258 256L254 257V258H257ZM50 258H53V260H54V261L52 260V263H50V261H51ZM86 258H84V259L87 261ZM118 258L117 259L115 258V259L119 261L120 259H118ZM170 258H171V255H170ZM246 258L249 259L248 257H246ZM254 258H251V260ZM1 259H3V258H1ZM4 259H3V261L0 260V263L4 262L3 264H7V262H5ZM99 259H100V261H99ZM128 259H129V262H128ZM171 259L169 260L170 264H172L171 262H174ZM182 259H184V258H182ZM238 259L240 260L241 258H238ZM103 260L106 261L107 259H103ZM103 260L101 262H103ZM116 260H114V262H111V263L114 264L116 262ZM162 260L160 261L161 263H163ZM186 260L187 259H184L182 261H184V263H185ZM192 260H190V261H192ZM227 260H229V261H227ZM258 260L260 261L261 259L258 258L257 260H253L252 262H255ZM59 261H60V259H59ZM105 261L103 263H105ZM136 261H137V259H136ZM155 261L153 264H156ZM166 261H168V260L166 259ZM188 261H189V258H188ZM195 261L194 262L192 261L193 264H195ZM209 261H211V262L209 263ZM259 261L257 262V264L258 263L260 264ZM34 262H35V260H34ZM61 262H62V260H61ZM87 262H85V264ZM91 262H89L88 264H90ZM96 262H95V264H99L98 262L97 263ZM120 262H121V260H120ZM156 262L160 263V262H158V260ZM177 262H180V261H177ZM189 262H187V263H189ZM232 262H234L235 264H238L239 261L237 263H236V260L232 261ZM246 262L247 261H245V263ZM249 262H251V261L249 260L248 264H249ZM17 263H15V264H17ZM58 263L60 264V262H57L54 264H58ZM187 263H185V264H187ZM206 263L207 262H205V264ZM234 263H232V264H234ZM239 263L241 264L242 262H239ZM245 263H243V264H245ZM263 263H264V260H263ZM61 264H63V263H61ZM118 264H121V263L118 262ZM139 264H141V263H139ZM165 264H169V263H165ZM173 264H177V263L175 262ZM251 264H253V263H251Z\"/></svg>","mask_w":264,"mask_h":264},{"label":"rangeland","instance_id":"rangeland-1","mask_svg":"<svg viewBox=\"0 0 264 264\" xmlns=\"http://www.w3.org/2000/svg\"><path fill=\"white\" fill-rule=\"evenodd\" d=\"M255 1H257V0H255ZM255 1H253V2L250 3V4H253V5H249V6H248V7H251V9H249V8L247 9V10L250 11L251 13H250V12L246 13L247 15L250 13V14H249L250 17H249V15H248V16L245 15L248 19H247L246 17H244L242 14L239 13L240 16L242 15V16H241V19L244 17L243 20H244L245 22H244V21H243V22H244V25L246 24L247 26L242 25V24H243L242 21H241V25L244 26L245 28H243L241 25L239 26V24H240L239 21H240V20H239V21H238V20H235V19H237V17L239 18V15H238L237 17H235V15H236V13H237V9H239V10L241 9V8H239L238 5H235V7L237 8V9L235 8L236 10H234L233 8H231V9H233V10L231 11V9H230V11L232 12V14L229 13L228 15H229V16H233V17H230V18H229V16L227 15L226 18H228L229 20L227 19L228 21H224L225 23L228 22V24H230V25H229V27H230L229 30H231L233 24H234L236 21H238L239 24H238V23H235V25H234L235 27H233L234 29H232L231 31H233V30L235 31L236 28H237L236 25H238V27H241V28H237V29H240V33H241V29H242V28L244 29V30L242 29V30H243V31H242L243 34L241 33L243 36L246 34V37L249 36V38H250L249 40H251V41H252V40H255L254 42L256 43V45H257V43H258V45H257V46H258V47H257V50H256V48H255L256 46L253 44V47H254L255 50L253 49L252 54H250V55H249V53H248V52H249L248 49H245V51H246V50L248 51V52L246 51V53H248V55L250 56V58L252 57V55H254V54H256V53L260 56V57H259V56H256V57H255V55H254V56H253L254 58H257V57H258V59H260V60L251 58V59L254 60L253 63H252V60L250 59V62H249V63H251V64H249V67H250L252 64H254L255 61H256V64H258V65L256 66V65L254 64V65H253L254 67L251 66L250 69H249V68H248V69L251 70L252 68L257 67V68H255V69H256V70H255L256 72H255V73L253 72L254 74H252V75H255V74L259 71L257 74H259V76H262V78L258 76L259 79L261 80V82H260V83H257V81H256V78H257V80H258L257 75H255V78H253V76L250 75V76H252V77L249 76V77L251 78V80L248 79L247 81H245V82H248V84H247V83H244V84H243V88H244V86L247 84V86H245L246 89L244 90V92H246V90L248 91V89H253L252 91L250 90L251 92H249V91L247 92V93H249L250 96H251L250 93H252V92L255 91L254 87L252 86L253 84H255V83L257 84V87H256V88H258L259 86H263V85H264V84L262 83V79L264 78V76H263V75H264V69H263L264 65H263L262 62H264V60L261 61V59L263 58V56L260 54V53H262L261 51H263V55H264V49H263V48H264V45H263V44H264V42H263V41H264V25H263V24H264V21H263L264 18H263V20H262L263 22H261L260 19L257 18L256 14L253 12V10H254V8H255L256 6H257V7H256L255 9H257V8H261V7H262V6L259 7V6H260V4H259L260 2H259V1H257V3H254ZM258 4H259V6H258ZM254 5H255V7H254ZM261 5H262V4H261ZM237 6H238V7H237ZM239 10H238V11H239ZM235 11H236V13H234L235 15H233V12H235ZM241 11H242V10H240V12H241ZM252 12L254 13V15L252 14ZM241 13H243V12H241ZM225 14H226V13H225ZM251 14H252L253 16H252ZM263 14H264V13H263ZM255 16H256V17H255ZM263 16H264V15H263ZM234 17H235V19H234ZM251 17H253V19H252ZM254 17H255L256 20H254ZM249 18H250V19H249ZM239 19H240V18H239ZM245 19H247V20H245ZM251 19L254 20V21H256V22H254V24H255V23H257V24H255V26H251V27H250L251 30H250V29H249V25H254ZM230 20H231V22L233 21V24L230 22ZM234 20H235V21H234ZM249 20H251V22H252L251 24H248V23L250 22ZM258 20H259V21H258ZM247 21H248V22H247ZM224 22H222V23L220 22V24H219L220 26H218V27H220V28L222 27V28H223V25H222V24H223ZM246 22H247V23H246ZM261 23H262V24H261ZM231 24H232V26H231ZM258 24H259V25H258ZM260 24H261V25H260ZM226 26H228V25H226ZM257 26H259V27L256 29ZM262 26H263V27H262ZM224 27H225V24H224ZM226 28H228V27H225V29H226ZM218 29H219V28H218ZM248 29H249V30H248ZM252 29H253V30H252ZM226 30H227V29H226ZM229 30H228V31H229ZM246 30H247L248 32L250 31V34H251V32H252V33H253V32L256 33L255 35H256L257 37L254 38V36H255L254 34H253V36L250 35V34L247 35L248 32L245 33ZM258 30H260V31H259L260 33H258ZM231 31L228 32L229 35H230ZM238 31H239V30H238ZM238 31L236 30V32H238ZM255 31H256V32H255ZM236 32H232V33H236ZM238 33H239V32H238ZM240 33H239V35H241ZM228 34H226V39H227V37H228V39L231 37V39H229V41L226 40V42L228 41V42L226 43V44H227V47H229V46L231 47V46H232V42H233V43H236L237 45L235 44V45H236V48L234 47L235 45L231 47L232 49L235 48V50H234V54H232V53H233V50H231V49H230L231 51H229V52L227 51L228 53H231L232 56H229L230 54L227 55V52H225V54H226L227 56H226L225 54H224V55L228 58V60H229V58H231V57H232L231 59H232L233 61H234V59H235V60H238V58H239V57H238V55H239L238 53L243 54V55H244V54L246 55L244 49H243V53H241L242 51H241L240 49H242L241 47H244L245 44H246V45H245V48H247V47H248L247 44L249 43V40H248V38H247V41H245V44H244V39L246 40L245 36L243 37L244 39H243V38H242V39H239V38L242 37V35H241V37H240V36L237 35V34H236V35L231 34V36H228ZM232 35H234V37H235V38H238V40H240V41L237 40V42H235L236 39H235ZM260 35H261V36H260ZM258 36L261 37V38H259ZM251 38H253V39H251ZM256 38H257V39H256ZM259 39H262V40H263V41H261V44H260V40H259ZM234 40H235V41H234ZM241 40H242L243 42H242ZM258 40H259V41H258ZM231 41H232V42H231ZM230 42H231V43H230ZM239 42H241V43H239ZM254 42H253V43H254ZM262 42H263V43H262ZM238 43H239V44H238ZM242 44H244V45H242ZM241 45H242V46H241ZM259 45L262 46V47H261L262 49L259 48ZM237 46L240 47V48H239L240 51H238V53H237L238 55L236 56V52H235V51L238 50V47H237ZM227 47H226V49H227ZM233 47H234V48H233ZM228 49H229V48H228ZM228 49H227V50H228ZM260 49H261V50H260ZM225 51H226V50H225ZM255 51H257V52L255 53ZM223 52H224V51H223ZM253 53H254V54H253ZM245 55H244V57H245ZM248 55H246L245 58H247ZM228 56H229V57H228ZM233 56H235V57L233 58ZM239 56H240V55H239ZM261 56H262V58H261ZM226 57H225V58H226ZM236 57H237V58H236ZM244 57L242 56L241 59L239 58V61H240V60H242V61H241V62L236 61V63H239V64L241 65V64L243 63V61H244ZM263 59H264V58H263ZM232 60H231V61H230V60L227 61V62H231V64L233 63L232 65H231L230 63H227V64H230L228 67H231V66L233 67L235 61L232 62ZM257 60H258V61H257ZM260 61H261V64H262V65H260L261 68H258V67H260V66H259V63H258V62H260ZM236 65H237V64L234 65V68H235V67H238V66H236ZM240 65H239V66H240ZM262 66H263V67H262ZM232 67L228 70V71L231 72V73H229V74H230L229 76H231V77H232V73L234 72V69H232ZM226 69H227V68H226ZM258 69H261V70H258ZM249 70H248V71H249ZM252 71H254V70L252 69L251 71L248 72V74H251ZM262 72H263V73H262ZM236 74H237V77L235 76V78H238V79H237L238 81L235 79V81H236L237 83H234V84H235V85H238L239 83H240V84L242 83V81H241L242 78H240V76H239V75H240V69H239V73H237V71H236ZM261 74H262V75H261ZM226 75H228L227 72H226ZM227 77H228V76H227ZM231 77H228L227 79L230 78L229 81H232L233 78L231 79ZM254 79H255V80H254ZM249 80H250V81H249ZM260 80H258V82H259ZM229 81L227 80L228 84H229ZM239 81H240V82H239ZM255 81H256V82H255ZM263 81H264V80H263ZM252 82H255V83H253V84L251 85ZM261 83H262L263 85H259V86H258V84H261ZM256 84H255V86H256ZM250 85H251V86H250ZM250 87H251V88H250ZM260 89H261V90H259V88H258L259 91L256 89L255 92L258 94V92L262 91V88H260ZM263 89H264V87H263ZM97 90H98V89H97ZM97 90H96V91H97ZM257 91H258V92H257ZM94 92H95V91H94ZM94 92H93V93H94ZM255 92H254V93H255ZM262 92H263V91H262ZM107 93H108V92H107ZM107 93L105 94V97H107L108 101H107V100H103V103L109 102V100H110V102H111V100H112L111 98H112L113 96L110 97V95H109V97H108V96H106ZM254 93H253V94H254ZM263 93H264V92H263ZM257 94H254V97H252L253 95L250 97L248 94L245 93V98L248 96L247 98H248V99L250 98V100H249L250 102L247 101V98H246V100L244 101V103H246V104L243 103L245 106L242 105L241 102H235V105H236V103H241V104H237V105H236V106H238L239 108H237L236 106L234 107V105H233V104H234L233 99L229 100V97H228V99H227V103H228V104H225V106H226L225 109L228 110L229 107H230L229 109H235V108H236V109H239V110H237V111H239V112H241V110L243 109V112H244L243 114H244V115L240 113L241 117H242V115H243V116H247V114H249V117L251 118V120H252V116H254V117H255V116H256V117H259L260 115L257 114V112H258V110H259V112H260V110L262 111V107H260V106H263V105L260 104V103H262V102L264 103V98H263L264 95H262V93H259V94H258V96L261 97V98H260L261 101H259V97L257 96ZM255 95H256V96H255ZM260 95H261V96H260ZM86 97H89V96L86 95ZM105 97H104V99H105ZM255 97H256V98H255ZM257 97H258V98H257ZM56 98H57V97H56ZM84 98H85V96L83 97V99H84ZM109 98H110V99H109ZM252 98H253V99H256L257 102H256V100H253ZM88 99H89V102H88V101H85V100H87L86 98H85V100H83V101H84V105L86 104L87 107L89 108V107H90L89 105L92 106L91 103H92L93 101H91L90 98H88ZM113 99H114V98H113ZM262 99H263V101H262ZM77 100H78V99H77ZM92 100H93V99H92ZM101 100H102V99H101ZM81 101H82V100H81ZM83 101L81 102V104H83ZM90 101H91V103H90ZM104 101H106V102H104ZM246 101H247V102H246ZM252 101H253V102L255 101V102L253 103ZM258 101H259V104H260V105L257 104ZM79 102H80V101H79ZM79 102H78V103H79ZM85 102H87V103H85ZM89 103H90V104H89ZM103 103L100 102V104L97 103V105H101V104H102V105H101V107H102V108H101V112L104 111V113H101V114H100V112H99L100 110L98 111L97 108H96V110H97L98 112L95 111L94 113L97 112V113H99L100 115L98 114V116H96V118H95L94 116L97 115V114H95V115H91V113H90V115L92 116L91 118H92V119L94 118V119H93V120H94L93 122H95L96 125L100 124V123L106 118V116L108 115V112H106L105 109H107V111H108V109L111 108V107L108 108V105L111 106V105L114 103V100H112V104H108V103H107V104H103ZM249 103H250V104H249ZM252 103H253V104H252ZM72 104H73V102H72ZM88 104H89V105H88ZM230 104H231V105H230ZM251 104L253 105V107H252ZM79 105H80V103H79ZM84 105H83V107L85 108L86 106H84ZM103 105H104V106L106 105L107 108H106V107H103ZM227 105H228V106H227ZM239 105H240V106H239ZM249 105H251V106H249ZM254 105H257V106H258V107L256 106V108H257L256 113L254 112V111H255V109H254ZM94 106H96V105H94ZM231 106H232V107H231ZM242 106H244V108H246V111H244L245 109L242 108ZM87 107H86V110H88ZM250 107H251V108H250ZM259 107H260V109H258ZM62 108H63V109H64V108L66 109V113H67V111L70 109V108L68 107V110H67L66 106H64V107H62ZM72 108H73V107H71V109H72ZM92 108H94V107H92ZM56 109H58V106L56 107ZM63 109H60V110H61L62 113L65 114V112H63ZM77 109H78V108H77ZM90 109H91V108H90ZM103 109H104V110H103ZM225 109H223L221 112H222V113H223V112L225 113ZM240 109H241V110H240ZM251 109H252V110H251ZM247 110H249V111H247ZM250 110L252 111V114H251V113H248V112H250ZM263 110H264V109H263ZM84 111H85V110H84ZM138 111H139V110H138ZM59 112H60V111H59ZM59 112H58L57 115H60V116H59L60 118H62L61 116H65V115H63L61 112H60V114H59ZM70 112H71V111H69V113H70ZM86 112H87V111H86ZM86 112H84V115L82 114L81 117H82V119H83V117H85V118L87 117V119H88L89 121H87V119H84V120H85V123L88 122V124H91V123H92V120H91V118H89V117H90V115L88 114L89 112H87V113H86ZM105 112H106V113H105ZM239 112H238V118L241 120V122L243 121V122H245V124H246L247 121H248L250 118H249L248 116H247L248 118L246 117L248 120H246L245 117H242V118H241L240 115H239ZM253 112L255 113V115H253ZM259 112H258V113H259ZM72 113H73V112H72ZM74 113H75V112H74ZM222 113H221V115L223 116L224 113H223V114H222ZM61 114H62V115H61ZM67 114H68V113H67ZM67 114H66V115H67ZM70 114H71V113H70ZM76 114H77V113H76ZM92 114H93V113H92ZM102 114H103V115H102ZM104 114H105V115H104ZM261 114H263V113L261 112ZM68 115H69V114H68ZM87 115H89V116H87ZM101 115H102V116H101ZM257 115H258V116H257ZM134 116H135V112H134ZM262 116H264V114H263ZM262 116L259 117L261 120H262ZM57 117H58V116H57ZM59 117H58V119H59ZM97 117H98V118H97ZM99 117H100V118H99ZM101 117H102V118H101ZM254 117H253V119H254ZM42 118H43V117L39 118V120H38V121H39V125H40L41 123H44V119H42ZM64 118H66V116L63 117L61 120L59 119V121L64 122V123H67L66 120H63ZM103 118H104V119H103ZM259 118H257V119L255 118V120H258V121H259ZM40 119H42V120H40ZM96 119H97V120H96ZM243 119H245L246 121L243 120ZM84 120H83V122H84ZM90 120H91V121H90ZM99 120H100V122H99ZM255 120H253V121H250V120H249V121H248V122H252V123H253V122H256V126L253 125V126L255 127V130H252V129L254 128L253 126H251L252 129H250V125H251L252 123H250V125H249V123H247V127L250 129V132H248V133H251V130H252V132H253V131L255 132V134H254V132H253V136H254V135H257L258 137H255V136H254L255 138H253V137L251 136L252 134H250V136L248 137L247 131H245L246 133L243 131L245 134H247V135H245V134L243 133V135H245V136H246L247 138H249V139H251V138H252V139H257V138H258V139H261L262 134H263V132H264V129H263L264 127L262 126V124H260L261 127L258 126L259 123H263V125H264V122L261 121V122H258V123H257V121H255ZM263 120H264V119H263ZM40 121H41V122H40ZM42 121H43V122H42ZM67 121H68V120H67ZM96 121H97V123H96ZM89 122H90V123H89ZM137 122H138V119H137V121L135 120V122H134V123H135V126H136L134 131H136V132H138L136 129L138 128L137 126H138V124H139V123L136 124ZM243 122H242V123H239V124H241V125L243 126V125H244ZM64 123H63V124H64ZM85 123H83V124H85ZM134 123H133V125H132V124H130V125H132V127H133V126H134ZM170 123H171V122H169V123L167 124V128H166V126H165V128H164V127L161 128V129H163V131H165V134H170V133H171V130H173V129H172L173 126H175V125L172 124V123H171V126H170ZM184 123H185V122H184ZM45 124H46V122L44 123V125H45ZM63 124L60 125L61 128H62V126H67L66 124H64V125H63ZM68 124H69V122H68ZM88 124H87V125H88ZM95 124L92 123V126H93V125L96 126ZM253 124H254V123H253ZM39 125H38V126H39ZM44 125H42V126L40 125V127H44ZM85 125H86V124H85ZM85 125H84V126H85ZM130 125H127V126H128V131H127V132H126V130H127L126 126H124L125 129L123 128L125 131H124V130H121L122 128H120V129H119L120 131H118V132L116 133V136L114 135L115 137L113 136L112 139L114 138L113 140H116V143H117V141H118L120 138L123 139L124 136L127 137V139H128V134H129V136H130V134H134V136L137 137L136 135H138V134L135 133V132L132 130V129H134V127L131 128ZM168 125H169V126H168ZM172 125H173V126H172ZM221 125H222V126H221ZM221 125H220V127H224V128H222V131L220 130L221 133L219 134V130L216 131V133H218V134H216V135L218 136V140H219V141L216 140V139H217V136H216V139H213V140H215V141H218L219 143L216 142V143H218V144H216L215 141H213L212 139H211V141H208V144H209V142H212V143H211V144H212V147L210 146V148H209L210 150H211V148H212V150H213L215 147H216V148H215V150H213V152H212V150H211V151L209 150V153L212 152V154H210L211 157L209 156V154H208L207 156H209L211 159H212V158L214 159V160H213V164H214V165H215V162H216V165L220 164V160H221V159L223 160V159L225 158V160H227V161H225V160H223V161H224L225 163L227 162V164H228V162H229V165H230V166L226 164L227 166H229V168L232 167L231 169H234V170H235V169L237 170V168H238V171H237V172L244 173V171H242L243 169H241V168L238 167V165H242V159L240 158L241 156H240V154H239V152H238V148H239V147H238V148L235 147V148H237V149H235L234 147H233V148L230 147L231 151H232V149H233V151H232L233 153L230 152V151H229V153H227V151H226V150H230V149H227L229 146L227 145V143H226V141H225V140H226V139H225V134H226V132H227L226 129H228L227 126H229V124L227 123V124H221ZM223 125H224V126H223ZM31 126H32V124H31ZM88 126H89V125H88ZM183 126H184V129H185V124H184ZM244 126L246 127V125H244ZM90 127H91V126H90ZM90 127H87V126H86V127H83V128H86V129H87V128H90ZM170 127H171V128H170ZM257 127H258V128L260 127L261 129L259 128V130H262L263 132H262V131H259V130L257 129ZM130 128H131V129H130ZM174 128H175V127H174ZM188 128H189V125L186 126L185 131H186V130L189 131ZM225 128H226V129H225ZM248 128H245V129H248ZM67 129H68V128L64 129V131H62V132H64V134H65V132L67 133V132H68V131H66ZM81 129H82V128H81ZM129 129H130V131H129ZM164 129H165V130H164ZM168 129H169V130H168ZM184 129H183V130H184ZM220 129H221V128H220ZM249 129H248V130H249ZM38 130H39V128H38ZM40 130H41V129H40ZM51 130H53V127L51 128ZM75 130H77V129H75ZM82 130H83V129H82ZM87 130L89 131V135H90V134H91V131H90L89 129H87ZM87 130H85V131L83 130L84 132L82 131L81 133H80V132H79V133H80V134L85 133V137H88V136H87L88 133L86 132ZM138 130H139V128H138ZM167 130H168L169 132H168ZM174 130H175V129H174ZM224 130H226V131H224ZM256 130L259 131L260 133L257 132ZM42 131H43V130H41V131H39V132H42ZM44 131H45V130H44ZM54 131H55V130L51 131V133H49V135L52 134V132L55 133V134L57 135V133L54 132ZM77 131H78V130H77ZM77 131H73V132L71 131L72 134H71V135L69 134L68 137L70 136V138H72L71 136H73L74 133H75L76 136H79V138H77V139H80L81 135H80V134H79V135L76 134V133H78ZM79 131H81V130H79ZM121 131H123V133H124L125 135H124ZM131 131H132L133 133H132ZM179 131H180V129L178 130V132H179ZM223 131H224V132H223ZM46 132H47V131H46ZM46 132H45V133L43 132V133H44V137H45V135L47 136ZM129 132H131V133H129ZM161 132H162V131H161ZM161 132H160V134L157 133V135L160 136L162 139L166 140L163 136H161ZM166 132H167V133H166ZM176 132H177V131H175V133H176ZM47 133H48V132H47ZM68 133H70V132H68ZM68 133H67V134H68ZM97 133H98V130H97ZM118 133H120V135H119ZM126 133H127V135H126ZM222 133H223L224 135H223ZM256 133H257V134H256ZM261 133H262V134H261ZM61 134H63V133H61ZM162 134H163V132H162ZM165 134H164V136H165ZM49 135H48V137H49V139H50V136H51V135H50V136H49ZM52 135H54V134H52ZM58 135H59V134H58ZM95 135H96V133H92V134H91V136H92L93 139H92L91 136H90V139H91L92 141H94L93 143H91L92 141H90V142L88 141L91 145H96L97 141L94 140L95 138L97 139V138L99 137V138H98V141H99V139L101 138V136H100V135H101V131L99 132L98 135H96V137H95ZM117 135H118V136H117ZM144 135H145V134H144ZM187 135H188V133H187ZM219 135H220V136H219ZM221 135L223 136V138H221ZM259 135H261L260 138H259ZM42 136H43V135H42ZM97 136H98V137H97ZM122 136H123V137H122ZM58 137H59V136H57L56 139H58ZM63 137H66V135H65V136L63 135ZM82 137H84L83 134H82ZM82 137H81V139H83L84 141H83V142L81 141V142H79L78 144L83 143V144H85L86 146L84 147L83 144H81V145L76 144V150L71 151V152L74 153V154L72 153L73 155H75V153H78V154H80V155L82 156L83 154L80 153V152H83L82 149L84 150V148H86L87 145L89 146V143H88V142L85 143V139L82 138ZM94 137H95V138H94ZM116 137H120V138H117V139H116ZM263 137H264V136H263ZM263 137H262V138H263ZM45 138H46V137H45ZM45 138H44V139L42 138L43 141H44V140H47V138H46V139H45ZM70 138H69V139H70ZM73 138H76V137L73 136ZM73 138H72V139H73ZM157 138H159V137H157ZM157 138H156L155 140H158V144H159L161 141H163V140L160 141L161 138H159V139H157ZM219 138H220V139H219ZM49 139H48V140H49ZM124 139H125V138H124ZM129 139H130V138H129ZM135 139H137V138H135ZM140 139H141V138H140ZM221 139H222V140H221ZM35 140H36V138H35L33 135H27V139H26L27 142L24 141V142H25V143H24V146L26 147V150H28V148H29V150H28V151H29V152H28L29 155L31 154V152H33V154H35V152H37V149H36L37 146H36L35 144L38 143L37 145L42 146V144H41V140H39L40 142H39L38 140H36V141H35ZM52 140H53V138H52ZM137 140H139V139H137ZM202 140H203V141H202ZM202 140H201V139L199 140V143H201L202 145L198 143V144H199V147H200V150L198 149V150L200 151V154H199V152H197V154H198L199 157H200V155H201V151L203 150L202 148L205 147L204 145H205L206 142H207V140L205 141V138H203ZM208 140H209V138H208ZM59 141H60V140H59ZM95 141H96V142H95ZM159 141H160V142H159ZM118 142H120V141H118ZM128 142H130V141L128 140ZM137 142H140V143H141V140H140V141H137ZM202 142H203V143H202ZM221 142L224 143V145H222ZM28 143H29V144H28ZM39 143H40V144H39ZM44 143H45V141H44ZM74 143H75V142H74ZM74 143H73L72 145H69V146H71L72 148H71V147L69 148V147H67L68 145H66V146H64V149L67 147V148L69 149V152H70V149L73 150V149H74L73 147H75V146H74ZM87 143H88V144H87ZM225 143H226V144H225ZM26 144H27V146H26ZM59 144H60V142H59ZM59 144L56 143V146H55V144H53V145H54V149H57V150H58L59 148H57V145H59ZM66 144H67V143H66ZM69 144H70V143H69ZM135 144H138V143H134V146H135V148H136V145H135ZM141 144H142V143H141ZM141 144H139L138 146H140V147L138 148V146H137V149L135 150V152H136V151H138V149H139L138 152H139L140 154H139L138 152H136V153L134 154V152H133V154L131 155V157H132L133 155H134L133 157H136V158H135V159H136V164L139 163V164H138V165H139V169L142 170V168H143V169L145 168L144 170H146V166H147L146 163H148V161L146 162V161H145V160H146L145 158L147 157V160H149V158H150V153H148L147 150L145 151L147 145H144V148H143L142 151H141L140 148H141V146L143 145V144H142V145H141ZM213 144H215V145H213ZM61 145H65V143H64V144H61ZM77 145L80 146V147H78ZM82 145H83L84 148L82 147ZM200 145L203 146V147H201ZM209 145H210V144H209ZM217 145H218V146H217ZM134 146H133V147H134ZM145 146H146V147H145ZM219 146H220V149H218V150L220 151V153H219V151L217 150V148H218ZM50 147H51V151H50V152H52V153H53V156H54V159H53V160H55L54 162H52V161H53V160H52V157H53V156H52V157L50 156V155H52V153L49 155V152L47 151L48 149H47V147L45 148V146H44V147L42 146L41 149H42V148L47 149L45 152H48V153H47L48 155L46 154V156H47V158H50V159H47L46 156L43 155V153H45L44 151H42L41 153L38 152L39 155L42 154L43 156H45V159H47L51 164L54 163V164H56L57 166H58L59 164L62 165L63 160H62L61 158H59V159H61L60 162H59V161H58L59 159L57 158V156L59 155V153L57 152L58 155H56L57 153H55V152H56L57 150H53L52 146H50ZM50 147H49V148H50ZM92 147H93V146H92ZM142 147H143V146H142ZM153 147H154V148H153V150L151 151V153L155 152L154 150H155L156 148H155V146H153ZM199 147H197V148H199ZM213 147H214V148H213ZM221 147H222L223 149H222ZM61 148H62V147H61ZM67 148L65 149L66 151H67ZM77 148H78V149L82 148V149H80L81 151H78ZM87 148H88V147H87ZM87 148H86V150H87ZM225 148H226V149H225ZM45 149H43V150H45ZM62 149H63V148H62ZM64 149H63V151H65ZM91 149H93V148H91V146H90L89 149H88V151L90 150V152H91ZM39 150H40V149H39ZM86 150H84V151H86ZM222 150H223V152L225 151L227 154L224 155L223 152H222ZM234 150H235V151L237 150V151L235 152ZM30 151H31V152H30ZM77 151H78V152H77ZM88 151H87V153H88ZM143 151H144L145 154L142 155ZM217 151H218V152H217ZM69 152H67V153H69ZM90 152H89V153H90ZM202 152H203V151H202ZM221 152H222V153H221ZM225 152H224V153H225ZM234 152H235V153H234ZM54 153H55V154H54ZM64 153H65V152H64ZM83 153L86 154V152H83ZM230 153H231V154H230ZM60 154H61V153H60ZM117 154H118V153H117ZM153 154H154V153H153ZM197 154H196V157H197ZM213 154H214V156H213ZM229 154H230V157H229ZM42 155H41V160H40V159L35 160V161H36L35 164L32 163L33 161H27L28 166L35 167V169H36V170H35V169L33 168V169L35 170L34 172H36L35 175H37V176H35V175H34V177H32V176H30V177L27 176V179L25 178L26 180L30 181V179H28V178H31V177H32V178H31L32 183L29 182V183H31V184H29L26 180H23V179H22L23 182H19L18 184H15L16 186L14 185V186H12V187H16V188H17L18 185H19V187H20V186L24 185V183H25V184L28 183L30 186H33V185H34V186H37V185L39 186L40 184L42 185L41 182L44 183V181L48 179L47 181H45V182H47V183H44V184L42 185V187H41L42 189L45 187V190H44V189H43V190L41 189L40 191H38V192L40 193V195L38 194V195L40 196V199L42 200V197L47 196L48 194H51L52 192H53V193L56 192L54 189H56V190L58 189V195H60L61 197H62V195H64V192H65L64 197L66 196V194H68V195L66 196V198H67V197L69 196V193H66V191H67L68 189H67L66 191H65L64 189H62V190L60 189L61 192L59 193L60 190H59L58 187L61 186V185H58V184H56V183L61 182L60 179H62V180H63V179H64V180L67 179V181H68V177L70 176V177H69V180H70V179H72V176H73V180H75V181L70 180L71 182H72V181H73V182H72V183H68V182H66V183L69 184L68 187L71 186V184H72V185L74 186V188H75L74 183H76V182L78 183V181H79V180L77 179L78 175H77L76 179H74V178H75L74 175H69V176L67 177V174H66V173H69V174H70L72 171L69 172L68 169H67L65 166H68L67 164L70 163L71 161H72V162L76 161V162H74V164L76 165V163H77L78 161H77L76 159L73 158L74 161H73V159H71V161L67 163V162H66L67 160H66V161L64 160L65 163H66V165H64V167L67 169L66 173H65V171H64V170H66V169H64L63 167H60V165H59V167H58L59 169L56 168L57 171H60V173H59V172L55 173L56 170H55V167H54V166H56V165L52 164L53 167L50 168L51 170H49V167H51V165L48 167L49 162H48V163H45L46 161L43 160L44 157H43ZM113 155H114V157H113ZM118 155H119V154H118ZM118 155H117V157H119ZM120 155H122V154L120 153ZM136 155H138L139 160H137V156H136ZM141 155H142V158L140 157ZM219 155H221V157H219ZM20 156H22V154H21ZM109 156H110V159H108V155H107V158H106V159H108V160H110V161H112V159H114V158H115V161H118V160L122 157V156H121V157H119V159H117V157H115L116 154H111V155H109ZM154 156H156V154H154ZM223 156H224V157H223ZM42 157H43V159H42ZM58 157H60V155H59ZM112 157H113V158H112ZM152 157H153V155H152ZM209 157H208V158H209ZM233 157H234V158H233ZM55 158H57V160H56ZM216 158L218 159V161L216 160ZM219 158H220V159H219ZM131 159H134V158H131ZM141 159H142V161H141ZM196 159H197V158H196ZM232 159H234V161H233ZM26 160H28V159H26ZM42 160L45 161V162H43ZM69 160H70V159H69ZM90 160H91V159H90ZM108 160H107V161H108ZM215 160H216V161H215ZM222 160H221V163H223ZM240 160H241V161H240ZM37 161H38V162H37ZM56 161H57V162H56ZM107 161H106V162H107ZM230 161H231V162H230ZM23 162H24V161H23ZM42 162H43V164H44V163H45V164L42 165ZM55 162H56V163H55ZM58 162H59V163H58ZM85 162H86L87 165H89V163H87V161H85ZM142 162H143V163H142ZM217 162H218V163H217ZM237 162H238V163H237ZM40 163H41V164H40ZM65 163H64V164H65ZM144 163H145V165H144ZM233 163H235V164H233ZM46 164H48V165H46ZM71 164H72V165H69V167L72 166V168H74V167H73V163H71ZM80 164H81V165H80ZM84 164H85V163H84ZM86 164H85V165H86ZM90 164H91V163H90ZM121 164H122V165H121ZM121 164H120V165H121V167H123V168H121L120 165L118 164L119 166L117 165V167H120V169H121V170H118V171H119L120 173H121V172L123 173L124 171L127 172L126 170H128V169H127L125 166H123V165H124V162H121ZM140 164H141V165H140ZM142 164H143V165H142ZM32 165H33V166H32ZM41 165H42L43 167H44V166L47 167V173H49L50 171H51V172L47 175V173H46V171H45V170H46V169H45L46 167H45L44 170H43V168H39V167H41ZM78 165L83 166V162H82V163L80 162V163H78V164L75 166V167H77V169L75 168L76 171H81V170H83L84 172H86V170L89 171V170L92 168V165H90L91 167H90L89 169H88V166L86 167V166L84 165V166L86 167V170H84L85 167H84V169L81 168V167H79V168L81 169V170H79V169H78ZM140 166H141L142 168H141ZM117 167H115L114 170L110 169V171H113V172H114L113 174L111 173L112 175H111V174H106V175L104 176V177L106 178V176L111 175V177L109 176L110 179H109V177H108L107 179H104V177H103V178H102V181H103V179H104L103 182H101V180H99V182L101 183L99 186L102 188V192H101V189H100V190H98V192L100 191L101 194H100V193H96V194L100 195L101 198H100L98 195H96L95 200H92V203H94V202L97 203V201L100 199V203H99V201H98V203H97V204L99 205V208H100V209L98 210V209L95 208V210H94V208H91L93 205H94L93 207H98V205L95 206V204H92V203H91L92 206H90V207L88 208V215H89L90 212H91V214L89 215V219H90V218H91V219H96V218L98 219V218H100L99 223H95V225H94V224H91L94 228H93L92 226H91V227H90V226L88 227V228L91 229V230H92V228H93V230H94L93 232H94L95 235L98 236V237H95V240H94L93 237L90 239L91 236H89V239L91 240L90 242H89V240H88V237H87V239H86V238L84 239L85 246H88V245H89V246H88V247H84V246H83V247L85 248V250H84V248H83L82 251L84 250L83 252L86 253V250H87V248H88L87 251H89V255L87 254L88 252L84 255L83 252H81V250H79V253H81V254L79 255V253H78L77 256H79V257H82V256H83V259L81 258V259H82V260H81L82 262H81V261L78 259V257L76 256V257H77L76 261L78 260V262H75L74 264H78V263H79V264H83V263L85 264V262H87V261H88V262H87L86 264H88V263L91 262V261H92V262H91L90 264H95L96 261L98 262V260H97L98 257H99V256L101 257V255H99L97 252H99V253L102 254V257H101L102 259H101V261H102L103 259H107L106 261L103 260V262L105 261V263L101 262L100 259H99V261L101 262V263L98 262L99 264H112L111 262H114V260H116V259L118 258V256H120L118 259H120L121 262H120V260H119V261L116 260V262H115L114 264H118V262L121 263V264H122V263H125V262H122V261H124V259H122L121 255H120V254H121V253H120V251H121L120 248H122L123 243H125V240H123V237H122V236H121V237L119 236V235H122V234H119V235H118V233H113V232H115V231H116V232H123V230H125L126 227H127V228H128V226L131 227V225L133 226L132 231H134V229H136V230L139 229V230H146V232H148V230H154V231L157 230V231H158V229L161 230V227L165 228L166 225L168 226V224H164V223H163V221H164V220H163L162 223H161V224H163V225L159 228L160 225L158 226V224L155 223L156 220L158 221V219L156 218L157 216H153V214L155 213V211L157 212V210H159V209H157L155 206L151 207V209H150V207L148 206V202H143V203L141 204L140 207L137 206V205H134L135 207L133 206V207H132L133 209H132V208H131V205H133L134 203H135V204L137 203V200H135V199L138 198L137 196H134V197H133V195H132V197L129 196V197H127L126 199H124V200H125V203H126V204L128 203L129 206H127V205L125 204V207L122 208V203H120L121 200H119L120 198H118V197H124V196H126V195H121V192H122V191H121V190H122L121 188H123V187H124V188H125V187L127 188V186H128V182H127V181H125L126 183L124 182V180H125V179H123L124 176L122 177V173L120 174V173L117 171V169H119V168H117ZM1 168H5V169H6V167H1ZM8 168H9V167H8ZM53 168H54V169H53ZM62 168H63V170H62ZM113 168H114V167H113ZM116 168H117V169H116ZM135 168H137V165H136V166L134 165V170H135ZM5 169H3V170H5ZM27 169H30V168H27ZM27 169H25V170H27ZM41 169H42V170H41ZM69 169H71V168H69ZM3 170L1 169L2 173H3ZM40 170H41V171H40ZM53 170H54V172H53ZM73 170H74V169H73ZM115 170L117 171V173H116ZM122 170H123V171H122ZM144 170L142 171V174L146 172V171H144ZM1 171H0V172H1ZM10 171H11V170H9V172H10ZM43 171L45 172V176H44V174H43ZM63 171H64V172H63ZM83 171H82V173H84ZM110 171H109V173H110ZM7 172H8V171H7ZM13 172L15 173L14 170H13ZM13 172L11 171V173H9L8 175L10 176ZM52 172H53V173H52ZM157 172H159L158 169H157ZM41 173H42V174H41ZM51 173H52V174H51ZM58 173H59V174H58ZM61 173H62V174H66L65 178L63 177L64 175H62ZM107 173H108V171H107ZM115 173H116V174L119 173V175H115ZM127 173H128V172H127ZM153 173H156V171H153ZM79 174H81V172H79ZM2 175H3V174H2ZM2 175H1V173H0V176H2ZM4 175L6 176L7 173H4ZM4 175H3V178H4V179L0 178V179H1V180H0V183H1V184H2L1 181H3V184H2V185L6 184V183H4V182H7V184H8L9 176L7 175L8 177H7V176L5 177ZM49 175H51V177H50ZM87 175H88V173H87ZM87 175H85V176H87ZM113 175H114V177H112ZM155 175H157V174H155ZM46 176H47V177H46ZM48 176H49V177H48ZM54 176H55V177H54ZM58 176L60 177V179H59ZM79 176H80V175H79ZM85 176H81L82 180H81V178H80L81 181H79V183H80V182L82 183L83 180H86L87 177H86L85 179H83V177H85ZM227 176H228V175H227ZM227 176L225 175V176H223V178H221V179H223V181H224V179H227ZM36 177H37V180H38V181L34 180V179H36ZM41 177H42V179H41ZM43 177H44V179H45V177H46V179L44 180ZM52 177H54L56 180H55L54 178H52ZM56 177L58 178L59 181H57V178H56ZM120 177H121V179H120ZM206 177L208 178V176H204V177H202V178L204 179V178H206ZM225 177H226V178H225ZM228 177H229V176H228ZM7 178H8V179H7ZM33 178H34V179H33ZM50 178H52V179H51L52 181L50 180ZM78 178H79V177H78ZM118 178H119L120 180H119ZM145 178H146V177H145ZM145 178H144V179H145ZM202 178H201V179H202ZM229 178H231V177H229ZM229 178H228L227 180H230ZM5 179H6V180H5ZM32 179H33L34 181H33ZM122 179H123V180H122ZM203 179H202V180H203ZM42 180H44V181H42ZM54 180H55V182H54ZM64 180H63V182L65 183ZM76 180H77V181H76ZM108 180H109V181H108ZM114 180H115V181H114ZM117 180H119V182H117ZM207 180H208V179H207ZM207 180H206V179L203 180V182L205 181V183H203V184H206V185H207L206 182H208V184H209V181H207ZM232 180H233V179H231V181H230L232 184H233V183H237L236 181L233 180V181H234V182H233ZM20 181H21V180H20ZM24 181H25V182H24ZM35 181H36V182H35ZM56 181H57V182H56ZM70 181H69V182H70ZM106 181H107V182H106ZM110 181H112V182H110ZM221 181H222V180H221ZM50 182H54L55 185H54V187H53V184H54V183L51 184L52 187L49 185V186H50V188H49V193L46 194V195H44L46 192H48V191H46V190H48V187H49L48 184H49ZM84 182L87 183V182H88V179H87V182H86V181H83V184H84ZM99 182H98V183H99ZM105 182H106V183H105ZM108 182L110 183V185H113V183H115V182L117 183V184H116V185H117V188H116V192H117V193H115V191H113V193L111 192V189H113V188L107 189V187L110 186V185H108V184H109ZM120 182H121V183H120ZM35 183H36V184H35ZM39 183H40V184H39ZM61 183H62V182H61ZM61 183H60V184H61ZM64 183H63V184H64ZM79 183H78V184H79ZM103 183H104L105 185H104ZM223 183H224V186H227V187H224V186L222 185ZM226 183L229 184V181H226ZM231 183H230V184H231ZM1 184H0V186H1ZM7 184H6V185H7ZM28 184H27V187H28V189H29L30 186H28ZM63 184H62V185H63ZM78 184H76V186H77ZM121 184H122L123 187H120ZM123 184H124L125 186H124ZM230 184H229V185H230ZM232 184H231V185H232ZM56 185H58V186L55 188ZM84 185H85L86 188H87V185H86V184H84ZM84 185L82 186V187H83L82 189L79 188L78 186L76 187L78 191H79V190L81 191L82 197H83V195H84L83 192L85 191V187H84ZM106 185H107V186H106ZM182 185H183V184H182ZM182 185H181L182 188H183L184 186H185V187L187 186V184H184L183 186H182ZM211 185H212V184H211ZM211 185H210V187H211L212 189L209 188V189H206V190H205L206 192H207V190H209L208 192H210V189H211V190H212L211 193L213 192L212 194H211V193H210V194L208 193V196L205 195V196H207V198L209 197V198H208V199H209L208 202L206 201V200H208L207 198L201 196L202 193H203V195H204V194H206V192H202V189H200V191H199L200 195H198V196H200V197L198 198V201H197V202H198V203H197V204H198V205H197V206H198L197 208H195L196 205H195L194 203H193L192 207H190V208H189V207H187V208L181 207V205L179 204V199H180V198H177L178 192H180V190H181V191L183 192V195H184V193H185V195L188 194L187 192H184V191H183V190H185V187H184L183 189H180V188H179V190H178V186L176 185L175 187L172 188V191L175 192L174 194H176V192H177L176 190H178L177 194L174 195L175 198H176V200H174V199H175L174 197H171V196H173L172 191H169V192H168V193H169V196H170L169 199H170V201H171V202L169 201V202L171 203V204H170V203L168 204L169 206L166 205V207H169V208H167V213L170 214V212H171V215L168 214L169 217H171L172 215H174V216H172V219H175V218H176V215L181 216L183 212H186V214L188 213L187 215H189V214H191V213H190V209H191V210L193 209L192 214H193V212H194L195 215H193V218H192L193 220H192V219H189V220H191V221H189V224L191 223L190 225L192 226V228L195 229V226H196V228H197V225H196V224H197V222H199V221L202 222V220H203V221H205V222H204V223H203V222L200 223V224H201L200 226H202V227L199 228V226H198L199 229L197 228V229L195 230V232H194V231L192 232V235L189 236V237H191V238H187L188 240L190 239V241H188V240H186V238H185V239H184V238L182 239L181 237H178V236H177V233H178V232H175V231H174L175 229H174V226H173V224H174V222H175L176 220H172L173 222H172V224H171V227L173 226V228L170 229L171 231H168V230H169V229H168V230H167V233H166V231L164 230L165 233H166L167 235L170 234V235H168V236L170 237L171 240L168 239V243H166V244L168 245V251H169L168 253H169V255H167L166 258L162 256L165 260H162L161 257H159V259H156V261L158 260V262H160V261L162 260L163 263H161V262H160V263H157L155 260H152V262L149 263V264H153L154 261H155L156 264H165V263H169V264H170L169 260H170L171 258H172L171 260L174 261V262H171L172 264L175 263V262H176L177 264H183L184 261H182V260L187 259L186 261L189 262L190 260H192V259H191V256L193 257V254H194V256L197 255V256H196L197 258H194V257H193L194 259H193L192 261L194 262V261L196 260V261H195V264H200V263H198L199 261H197L198 258H200V255H199V254L197 253V251H196V250H197V249H196V248H197V245H195L196 247H193V246H194L195 243L197 244V242H198V240H199L198 238L201 237V235H202V233H203L201 230L204 229L203 225H204V226L206 225V223H207L206 219H208V218H207V217H203V216H201V215H200V216H201L202 218H201V217L199 218V217H198L199 215L197 216V213L200 214L201 211H202L203 214H204V216H205V215L207 214V211H206V210L209 211L208 208L206 209V207H207L206 205L209 206V205H210V201H211V202L213 201V200H212V196H213V194H214V191H213L214 188H213V186H211ZM234 185H235V184H233V187H232V186L225 185V181L221 183V186H223V188H225V189L227 188V192H226L225 189H223V188H222V189L225 190L226 194L229 193V196H230V192H231V191H229V190L233 189V188H234ZM241 185H242V184H241ZM43 186H44V187H43ZM46 186H47V187H46ZM64 186H67V184L64 185ZM64 186H63V188H66V187H64ZM102 186H103V187H102ZM202 186H203V185H202ZM235 186H236V185H235ZM6 187H7V186H6ZM80 187H81V186H80ZM100 187H99V188H100ZM104 187H105V188H104ZM119 187H120V188H119ZM176 187H177V188H176ZM187 187H188V186H187ZM228 187H229V188H228ZM230 187H231V189H230ZM1 188H3V187H1ZM16 188H13V189L10 188V191H11V190L14 191V190H16ZM21 188L23 189V187H21ZM21 188H20V190H22ZM46 188H47V189H46ZM52 188H53V191H51V193H50V190H52ZM60 188H62V186H61ZM76 188H75V190H76ZM78 188H79V189H78ZM108 188H109V187H108ZM118 188H119V189H118ZM174 188H176V190H175ZM241 188H243V186H241ZM241 188H240V189H241ZM30 189H31V188H30ZM71 189H73L72 186L70 187L69 190L71 191ZM83 189H84V190H83ZM129 189H132V188H128V190H129ZM170 189H171V188H170ZM170 189H169V190H170ZM173 189H174V190H173ZM240 189H238V188L236 187L235 190H234V192L238 193V190L241 192L242 190H240ZM5 190H6V192H7L9 189L6 188ZM5 190H4V192H5ZM77 190H76V191H77ZM125 190H127V189H124V191H125ZM223 190H222V191H223ZM244 190L246 191V189L243 188V192H244ZM10 191H9V192H10ZM45 191H46V192H45ZM62 191H64V192L62 193ZM78 191H77L76 193H77L78 195H80V197L77 198V201L80 202V203H82L83 198L81 197V194L79 193L80 191H79V192H78ZM82 191H83V192H82ZM103 191H105V192H103ZM108 191H110V192L108 193ZM119 191H120V192H119ZM185 191H186V190H185ZM203 191H204V190H203ZM222 191H221L220 193H222ZM228 191H229V192H228ZM232 191H233V190H232ZM2 192H3V189H2ZM6 192H5V196H4V198L6 199V201H2V199H1V201L3 202V205H2V203L0 202V204H1V205H0V208H1V209H0V210H2L3 208H5V205H4V204L7 203V204H6L7 206H6L5 210H4V211H1V213H3V214H4V212L7 211V210H8V211H12V209L14 208V206H15V209L21 208V207L16 208V205H15V204L13 205V203H11L10 201L7 202V200H9V199H10V200L12 199V201H13L14 199H13V198H10V197H11L10 195L13 194V195L15 196V194L11 192L10 195H9V193H6ZM38 192H37V193H38ZM43 192H45V193H43ZM68 192H69V191H68ZM73 192H74V191H73ZM73 192H72V196H73ZM190 192H191V190L189 191V193H190ZM234 192H231L232 196H233V193H234ZM240 192H239V193H240ZM243 192H242V194H243ZM246 192H247V191H246ZM246 192H245V193H246ZM249 192H250V191H249ZM258 192H259V191H258ZM262 192H263V194H264V190L261 191L260 193L262 194ZM37 193L34 195V197H35V196H36V197L38 196ZM41 193H42V194H41ZM53 193L51 194L52 196L50 195L51 198L53 197V199H52L51 201L54 200V196L56 197L55 194H57V193H55V194L53 195ZM61 193H62V195H61ZM70 193H71V192H70ZM102 193H103V194H102ZM118 193H120L121 196H119ZM170 193H171V194H170ZM180 193H181V192H180ZM220 193H219V195H220ZM239 193H238V195H239ZM247 193H248V192H247ZM250 193H251V192H250ZM250 193H249V194H250ZM254 193H255V192H254ZM6 194H7V195H6ZM74 194H75V193H74ZM77 194H75V195H77ZM113 194H116V195L113 197L114 199H116L114 203L117 204V205L114 204L115 207H114V205H113V203H112V200L114 201V199H113V198L111 199V196H113ZM153 194H154V193H153ZM153 194L151 193V194H150L151 196L148 194V195L150 196L151 199L149 198L148 195H147V196H146V194L143 195L144 198H145L144 200L146 201L147 198H148V200H150V201H154V199H152L153 196H154ZM190 194H191V193H190ZM190 194H189V196H190ZM226 194L223 193V196H221V198H220V199L223 198V199L225 200V202H222V201H224V200L219 201V200H220V199H219V197H220L219 195H218L219 197H218V200H217V201H219L218 203L220 204V206L223 207V208H221V207H220V208H221V209H224V208H225L224 210H226V211L224 212V210H220L218 203H217L218 208H217V207H216V208L219 209V212L222 211V212L224 213V215H227V216L225 217V218H226L225 222H226V223L228 222V224L230 225L231 221L228 220V218H229L228 215H230V214H232V213L234 214L235 211H233V206H235V201H236V200L234 201V199L231 197L232 200H233V202H234V205H232L233 203H232V204L230 203V202L232 201L231 198H230V201L228 200V202L232 205V208H231V205H229L231 209L228 208L227 205H225V207H224V206L222 205L223 203H225V204L227 203V204H228V202L226 201V199H228V195L225 196ZM263 194H262V195H263ZM2 195H3V194H2ZM42 195H44V196H42ZM58 195H57V198L60 197V196H58ZM70 195H71V194H70ZM78 195H77V196H78ZM108 195H110V196H108ZM141 195H142V194H141ZM181 195H182V193H181ZM221 195H222V194H221ZM236 195H237V194H234L233 197H235ZM240 195H241V194H240ZM240 195L238 196L239 198L235 197V199L237 198V201H236V202H238V200L242 198L241 200H239V202L242 203L243 199H245V197H246V199H245L244 201H245V202H248V203H245V202L243 201L242 204L238 202L240 205H239V204H236L237 206H239L238 208H239L240 211H238V212H239V213H238V212H237V208L234 209V210H236V212H237V214H235V215H236V216L239 215V217H238L239 220L241 219L240 217L243 218V216H244V215L246 216V214L249 213V212H250L249 214L252 213V214H251L252 216H253V215H256V214H254L253 212L256 213L258 210H261V209H259V208H260V207H261V208L263 207L262 204L264 205V201H262L263 203H261V206L259 205V200L261 199V198H259V197H260V196L262 197V195H259V196H258V195H256V193H255L254 195H256V196H258V197H257V199L254 198L255 201L252 202L253 204L249 202L251 199H253L252 197H251V198L248 197V198H249V201H247V200H248V199H247V196H249L248 194H246V196H245V195H241V196H240ZM254 195H253V196H254ZM7 196H8V197H7ZM39 196H38V197H39ZM72 196H70L71 200L74 201V199H75L74 203L77 202V201H76V197L74 198V196H73V199H72ZM116 196H117V197H116ZM143 196H142V197H143ZM145 196H146V197H145ZM179 196H180V195H178V197H179ZM242 196H244V197H242ZM250 196H252V195L250 194ZM256 196H254V197H256ZM2 197H3V196H2ZM2 197H1V198H2ZM6 197H7V198H6ZM64 197H62V199H63ZM98 197H99V199H98ZM104 197H105L106 200H105V199L102 200V198H104ZM115 197H116V198H115ZM135 197H136V198H135ZM142 197L140 196V198H142ZM224 197H227V198L225 199ZM263 197H264V195H263ZM263 197H262V199H264ZM4 198H3V200H4ZM8 198H9V199H8ZM14 198H16V197H14ZM27 198H28V196H27ZM27 198H25V203H24L25 205H26V203H27V201H26ZM30 198H31V196H30ZM45 198H46V197H44L43 200H46ZM47 198H48V196H47ZM49 198H50V197H49ZM49 198H48V199H49ZM51 198H50V199H51ZM66 198L63 199V200L65 201ZM70 198H67V199L69 200ZM79 198H82V200H78ZM96 198H97V200H96ZM109 198H110L111 202H108V201H110V200H108ZM131 198L133 199L134 203H133L131 200H128V199H131ZM171 198H172V199H171ZM200 198H202V199H204V200H202V199L200 200ZM40 199H38V200H37V199H33L32 202H30L31 200L28 201V206L26 205L25 208H26V209H27V208L29 209V206H30V204L32 203L31 206L34 208V211L36 210L35 212L33 211L32 214H31V213L28 214L29 211H31V210L33 209L32 207H31L32 209L29 210V211H28V210L26 211V209H22L23 207L20 209V210H24V211H23L24 214H25V212H27L26 215H28V216L30 215L29 217H31V218L28 217L29 219H27V216L24 215L22 211H21L22 213L19 212V215L21 216L22 221H20V217H19V216H17V215L14 216L15 214L12 215V218L15 219L16 221L13 220L12 218L10 219L11 216H9V218H8V217L5 216V215H3V216H2L1 214H0V215H1V217H4V216L6 217V221H5L6 224H8L9 221H12V225H15V226H16V224L20 225L21 222H22V224H21L22 226H23L24 223L26 224V222H24V219H25V218H24V219L22 218L23 215L26 216L25 221H26V220L29 221V220H31V219L33 218L34 222H32L33 220L31 221V222L33 223V225H34V224L36 223V221L38 220L37 218H39V220H38L37 223H36V225L40 228L39 230H38V229H35V228H38V227L33 226V225H30V224H29L30 221L27 223V225L29 224L28 226L25 225V224H24V226L28 227L29 229H30V227H31V229H30L31 231H30V232H31V233L33 232V234H35V233L38 231L37 234H38L39 236H38L37 234H36V236H38V237H37L38 239L41 237V239H39V240L42 241V242L38 241V239H37V241H34V240H35V239H34V235L32 236V238H33L34 240H32V239L29 240V238H28L29 242H31V243H32V241H34V243L37 242V246H38V244H39V245L42 244V245H40L42 248H41L40 246L38 247V248H40V251H42V252H41L42 255H41L40 257L43 256L44 258H48V257L50 256V255L48 254V252H50L51 254L53 253L51 256H52V257H53V256L55 257V258L53 257L54 260H57V261H54L53 258H50V259H51L50 263H52V260H53L54 263L60 262V264H61V263L65 264V261H66L67 257H69V254H70V251H71L68 242H67L68 245H67V244H66V245H63V243H62V242L64 241V239H65V241H66V238L63 237L64 239H62V235L59 234V233H57V231L54 229V227H55L56 225H55V226L53 225V227L51 226V227L54 229L53 234H51L52 232H51L50 234L47 233V232H49V231L47 230V228H48V227L50 228V225H52V223L50 224L51 220L54 219V220L56 221V220L58 219L57 216H58L59 214H58V215H56V214H57V212H59V210H58V211L56 210V207L54 206L55 204L53 203L54 205H52V206H54V209H53L54 211L52 210L53 207L51 208V210H52L53 212H55V210H56L57 212H55V215L52 214L53 216H56V218H55V217L52 218V216H51L50 214L53 213V212H50V213H49V206H51V203H52V202L49 201V200H47V201H49V203L51 202L50 205L46 204V203H48V202H46V201H45V203H42V204L40 205V204H39V203H40V202H39ZM60 199H61V198H60ZM60 199H59V203H60V201L62 200V199H61V200H60ZM177 199H178V200H177ZM262 199H261V200H262ZM36 200H37V202H34V201H36ZM41 200H40V201H41ZM55 200H56V199H55ZM63 200L61 201L62 203H60V204H62V205L64 204ZM71 200H69L70 203H71ZM148 200H147V201H148ZM215 200H216V199H215ZM256 200H257V201H256ZM14 201H15V200H14ZM73 201H72V202H73ZM102 201H104V202H102ZM117 201H119V202H117ZM128 201H130V202H128ZM150 201H149V203H152V202H150ZM199 201H200V202H199ZM203 201H205V202H203ZM251 201H252V200H251ZM4 202H5V203H4ZM9 202H10L11 204H9ZM33 202H34V203H33ZM38 202H39V203H38ZM41 202H43V201H41ZM53 202H54V201H53ZM57 202H58V200H56L55 203H57ZM78 202H77V203H78ZM101 202H102V204H103V203H104V204L102 205ZM105 202H108V203H105ZM175 202H176V203H175ZM177 202H178V203H177ZM201 202H202V206H204L203 208L200 206V205H201ZM221 202H222V203H221ZM256 202H258V203L256 204ZM260 202H261V201H260ZM59 203H57V204H59ZM65 203H66V202H65ZM70 203H67V204H64V205H65V206H67V205L69 206ZM111 203H112V204H111ZM130 203H132V204H130ZM145 203H146V204H145ZM203 203H204V205H203ZM207 203H208V204H207ZM249 203H250V204H249ZM254 203L256 204V206L258 205V206H260V207L257 206V208H258V209H257V208L255 207V204H254ZM34 204H35V206H33ZM43 204H46V205L48 206V208H46L48 211H45L46 209L43 208V207H45V205H43ZM60 204H59L58 206H61ZM71 204H72V203H71ZM100 204L103 206L102 209H103L104 211L101 209L102 206L100 207ZM106 204H107L108 206H109V204H110V206L112 207V210H114L115 208H117L118 205L121 204V206H119L117 209L120 210V208H121V210H120L121 212H123L124 210H129V211L131 212V214H129V215H130V221H127L126 219H125V220H124V219H122V220H121V219H118V218H119V215H120V217L123 218L122 214H123V215L126 214V211L120 214V213H119L120 211H118L117 209H115V212H116V213H117V211H118L117 215H116V213H115V215H113V214L110 215L109 213H112V212H114V211L109 212V211L111 210V207H108ZM137 204H138V203H137ZM172 204H173V205H172ZM174 204H175V205H174ZM176 204H177V205H176ZM247 204H248V206H252V205H253L252 207H253V208H256L257 210L254 209V210H256V211L251 212V210L253 209L252 207H251L252 209H250V207H248L250 210H248V208L245 209L246 206H247ZM10 205H13V208L8 209V206H9V208L12 207V206H10ZM64 205H63V206H64ZM72 205H73V204H72ZM72 205H71V206H72ZM80 205H82V204H80ZM104 205H105V206H104ZM112 205H113V206H112ZM142 205H144V207H142ZM171 205H172V206H171ZM179 205H180V206H179ZM194 205H195V206H194ZM244 205H245V206H244ZM3 206H4V207H3ZM23 206H24V205H23ZM37 206H38V207H37ZM40 206H42V207H40ZM47 206H46V207H47ZM63 206H62V207H63ZM71 206H69V207H71ZM73 206H74V207H75V206H78V204H74ZM106 206H107L108 208H110V209L108 210V208H105ZM126 206H127V207H126ZM146 206H147V207H146ZM178 206H179V207H178ZM193 206H194V207H193ZM205 206H206V207H205ZM226 206H227V208H226ZM237 206H235V207H237ZM69 207H67V208L64 207V208H62V209H67V210H69V209H70ZM136 207H139V208H138L139 211H138V209H137ZM171 207H172V208H171ZM176 207H177V209H175ZM235 207H234V208H235ZM242 207H244V208H242ZM68 208H69V209H68ZM72 208H73V207H72ZM72 208H71V209H72ZM80 208H81V206H80ZM90 208H91L92 210H91ZM125 208H126V209H125ZM127 208H129V209H127ZM143 208H144V210H143ZM153 208H154V209H153ZM170 208H171V209H170ZM183 208H184V209H183ZM204 208H205V209H204ZM241 208H242V210H241ZM15 209H13V210H14L15 212H17V213H18V211H20V210H15ZM58 209H60V208H58ZM105 209H106V210H105ZM123 209H124V210H123ZM131 209H132V210H134V209L136 210V209H137V213L134 214V213H135V211H134V213H133V215H132V210H131ZM146 209H147V210H146ZM168 209L171 210V211L169 212ZM172 209H173V210H176L175 212L178 213V214H176L175 212H172ZM180 209H181V210H180ZM187 209H188V210H187ZM195 209H196V210H195ZM199 209H203V210H199ZM227 209H230V211H229L230 213H229V214H226V213H228V212H227V211H228ZM37 210H38V211H37ZM40 210H42V211H40ZM60 210H61V209H60ZM78 210H79V207H78ZM89 210H90V211H89ZM97 210H98V211H97ZM101 210H102L103 212H100ZM107 210H108V211H107ZM116 210H117V211H116ZM122 210H123V211H122ZM151 210H152V211H151ZM161 210H162V209H161ZM178 210H179V211H178ZM194 210H195V211H194ZM198 210L200 211V213L197 212ZM231 210H232V211H231ZM245 210H246L247 213L245 212ZM247 210H248L249 212H248ZM14 211L11 212V213H9V214H8L7 212H5V213H7L8 215H10V214H12V213H15ZM39 211H40V212H39ZM71 211H73V210H71ZM71 211H70V210H69V211H66V210L63 211V210H61V212H64L66 215H67L68 212L71 213ZM93 211H94V212H93ZM95 211H96V212H95ZM106 211H107V212H106ZM140 211H141V212H140ZM146 211H147V212H146ZM148 211H149L151 214H150ZM162 211H164V210H162ZM162 211H161V213H162ZM241 211L243 212V214L245 213L244 215L242 214L243 216H241V213H242ZM44 212H45V213H44ZM46 212H47V214L49 213V215L51 216L50 218H49V215H48V216L45 215ZM74 212H75V211H74ZM76 212H77V211H76ZM76 212H75V213H76ZM98 212L101 213V214L98 215V214H99ZM104 212H105V213H104ZM152 212H153V213H152ZM158 212H159V211H158ZM164 212L166 213V210H165ZM181 212H182V213H181ZM196 212H197V213H196ZM204 212H205L206 214H205ZM222 212H220V216H222V215H221V214H223ZM236 212H235V213H236ZM260 212H261V211H259V213H260ZM17 213H16V214H17ZM94 213H95V214H94ZM96 213H97V215H96ZM102 213H103V216H102ZM146 213H147V215H146L147 218L149 217L150 221L152 220V222H150L149 219H147V225H146V226H147V229H144L145 227H141V226H142L141 223H142V221H144L143 218L146 217V216H145ZM167 213H166V214H167ZM216 213H218V211H216L215 214H214V216H215V215L217 216V217H215V218L218 219V220H216V221H219V220H220V221L217 222V223H219V224L223 223L221 217H220V219L218 218V216H219L218 214H219V213H218V214H216ZM259 213H257V214H259ZM263 213H264V212H263ZM7 214H6V215H7ZM21 214H22V215H21ZM34 214H35V216H36V221H35ZM37 214H38V215H37ZM61 214H62V213H60V215H61ZM65 214H62V215L64 216ZM93 214H94V217H93ZM108 214H109V215H108ZM118 214H119V215H118ZM156 214H157V213H156ZM156 214H154V215H156ZM203 214H202V215H203ZM233 214H232V215H233ZM249 214H248L247 216H251V215H249ZM260 214L262 215V212H261ZM41 215H42V217H41ZM60 215H59L58 217H60ZM66 215H65V216H66ZM68 215H69V214H68ZM71 215H73V213H71ZM75 215H76V214H75ZM135 215L137 216V218H138V217L140 218L141 216H143V217H141L140 219H139V218L137 219V218H135V217H136ZM140 215H141V216H140ZM150 215H152L154 219H153ZM207 215H208V214H207ZM224 215L222 216L223 219H225V218H224ZM263 215H264V214H263ZM32 216H33V217H32ZM63 216H61V218H59V219H62ZM69 216H70V215H69ZM73 216H74V215H73ZM107 216H108V218H107ZM110 216H111V217H110ZM112 216H113L114 218H112ZM132 216L134 217V219H133ZM194 216L198 217V219H200V220H198V221L196 222L197 219H196V217H194ZM233 216H234V215H233ZM233 216H232V217H233ZM252 216H251V218L254 217V216H253V217H252ZM14 217H17V218H14ZM18 217H19V220H18ZM70 217H71V216H70ZM95 217H96V218H95ZM131 217H132V219H133L134 221L131 220ZM227 217H228V218H227ZM234 217H235V216H234ZM259 217H261V218H259ZM262 217H263V219H264V216H260V215H258V218L261 219L260 223H256V220H257V219H253V220H252L250 217H248V218H247V217H244V218H246V220H248V219L250 218L252 221H255L254 223H255L256 225L259 224L258 226H255V225L252 226V224H251L252 222H250V220L247 221V222H250V225L252 226V227H250V228L253 229V231L255 230V231L257 232V234H260L261 232H264V231H263V230H264V226H263V225H264V220L262 219ZM47 218H49V219H48V220L50 221L49 223L47 222V221H48ZM64 218H65V217H63V219H64ZM71 218H72V217H71ZM71 218H69L70 221H71V220H74V218H75V220H74L75 222H77L76 220L79 219L77 216H76V217H73L72 219H71ZM76 218H77V219H76ZM178 218L180 219V217H178ZM203 218H205V220H204ZM213 218H214V217H213ZM213 218H211V220H210V221H212L211 224H213V222H214V224H215V222H216V221H213V220H212ZM230 218H231V217H230ZM238 218H237V221H238ZM255 218H256V217H255ZM8 219H9V220H8ZM43 219H45V220H46V223L49 224L48 227H45L46 223H45V220H43ZM50 219H51V220H50ZM63 219H62V220H63ZM67 219H68V217H67ZM67 219H66L65 221H63V223L65 222V225H66L67 223L70 222V221L67 220ZM103 219H104V220H103ZM114 219H115V220H114ZM116 219L118 220V223H120V222H121V223H120V224H117V223H116ZM144 219H146V218H144ZM162 219H163V218H162ZM162 219H161V220H162ZM176 219H177V218H176ZM234 219H236V217H235ZM1 220L3 221V220H5V218H2V219L0 218V222L3 223V224H5L4 221L2 222ZM17 220H18V223H17ZM107 220L110 221V222L108 223ZM128 220H129V219H128ZM135 220H136V221L139 220V222L136 223ZM194 220H195V221H194ZM231 220H232V218H231ZM13 221L16 222V224H15ZM39 221H40V222H39ZM60 221H61V220H60ZM60 221H57L58 224H57V222H56V223L54 222L55 224H57V226H56L57 228H58V225H61V224H62V222H61V224L59 223ZM78 221H79V220H78ZM101 221H102L103 223H102ZM104 221H105V223H104ZM114 221H115V222H114ZM119 221H120V222H119ZM123 221L130 222V223H132V224L130 225L129 223H127L128 225H125L126 223L124 224ZM140 221H141V222H140ZM170 221H171V220H170ZM170 221H169V222H170ZM178 221H179V220H178ZM178 221H177V223L174 224L175 227H178V226H177V225L179 224ZM232 221H233V220H232ZM66 222H67V223H66ZM72 222H73V221H72ZM72 222H71V224H72ZM95 222H97V221H95ZM122 222H123V224H122ZM133 222L136 223V224L134 225ZM192 222H194V223H192ZM195 222H196V224H195ZM225 222L223 223V226H222V224H221V226L223 227V228H222L223 230H224V227L226 228V227L229 226V225L225 226V225H226ZM258 222H259V220H258ZM262 222H263V223H262ZM1 223H0V224H1ZM13 223H14V224H13ZM32 223H31V224H32ZM41 223H42V224H41ZM54 223H53V224H54ZM73 223H74V222H73ZM107 223H108V224H107ZM115 223H116V224H115ZM138 223H140V224H139L140 227H139ZM151 223H153V224H152L153 226H154V223H155V226L157 225V226H156V229H155V227H153V226L151 225ZM158 223H159V222H158ZM167 223H168V222H167ZM170 223H171V222H170ZM170 223H169V224H170ZM261 223H262V224H261ZM48 224H47V225H48ZM71 224L69 223V224L66 225L65 227L67 228V226H70ZM110 224H113V225L115 224V225H114V226H113V225L110 226ZM192 224H193V225H192ZM219 224H218V225H219ZM1 225H2V224H1ZM1 225H0V226H1ZM9 225H10V227H9ZM18 225H17V227H14L13 230L11 229V232H13L15 229H16L15 231H17L19 227H20V228L22 227V226H18ZM47 225H46V226H47ZM75 225H76V224H75ZM75 225H74V226H75ZM99 225H101V226L99 227ZM108 225L110 226L109 228H108ZM120 225H121V228H120L121 230H119ZM123 225H124L125 227H124ZM250 225H249V226H250ZM260 225H261V226H260ZM2 226L4 227V225H2ZM2 226H1V227H2ZM24 226H23V227H24ZM29 226H30V227H29ZM74 226H73V224H72L71 227H74ZM103 226H104L105 229L103 228ZM105 226H106V227H105ZM118 226H119V227H118ZM148 226H151V227L149 228ZM193 226H194V227H193ZM221 226H220V227L218 226V227L221 228ZM246 226L249 227L248 225H246ZM259 226H260V227L263 226L262 230H260L261 228H260ZM1 227H0V228H1ZM8 227L11 228V227H12L11 224H8L7 227H5V228L7 229ZM23 227L21 228L20 231H22V230L25 228V227H24V228H23ZM33 227H34V231H33V229H32ZM56 227H55V228H56ZM59 227H60V226H59ZM61 227H64V225H61ZM61 227H60V228H61ZM116 227H117V229L115 230ZM137 227H138V228H137ZM152 227H153V228H152ZM168 227H169V226H168ZM254 227H255V228H254ZM52 228H50V229L52 230ZM60 228H59L58 232L61 231ZM96 228H98L97 230H98L99 233L96 232V231H97ZM112 228H113L114 230H112ZM124 228H125V229H124ZM142 228H143V229H142ZM151 228H152V229H151ZM169 228H170V227H169ZM201 228H202V229H201ZM205 228H206V226H205ZM250 228H247V229L250 231ZM3 229H4V228H3ZM29 229H27V230L29 231ZM43 229H44V230H43ZM62 229H63V228H62ZM67 229H69V228H67ZM67 229H66V230H67ZM73 229H74V228H73ZM99 229H100V230H99ZM176 229H177V228H176ZM226 229H227V228H226ZM226 229H225V230H226ZM247 229H246V230H247ZM258 229L261 231L260 233L257 231ZM36 230H37V231H36ZM63 230H64V229H63ZM63 230H62V231H63ZM87 230H88V229H87ZM103 230H105V233H104ZM109 230H110V231H109ZM139 230H138V232H139ZM172 230H173V231H172ZM198 230H199V232L197 233ZM1 231L3 232V230L0 229V233H1ZM4 231H5V230H4ZM8 231L10 232V229H9ZM15 231H14V232H15ZM35 231H36V232H35ZM52 231H53V230H52ZM62 231H61V232H62ZM70 231H71V228H70ZM100 231H101L102 233H101ZM157 231H156V232H157ZM176 231H177V230H176ZM200 231H201L202 233H201L200 236L198 237V234L200 233ZM251 231H252V230H251ZM251 231L249 232L250 234H251V233H254L253 231H252V232H251ZM9 232L6 231V233H9ZM30 232H29V233H30ZM42 232H43V233H42ZM55 232H56V234H57L58 236H57V235L55 236ZM61 232H60V233H61ZM68 232H69V231H68ZM160 232H161V231H160ZM160 232H158V233L160 234ZM168 232H171V233L173 232V233L175 234V236L173 235V233H172V235H173V236H172L171 233H168ZM224 232H225V231H224ZM224 232L222 231V235H221V236H223ZM256 232H255V233H256ZM100 233H101L102 235H101ZM107 233H108V234H107ZM110 233H111V234H110ZM196 233H197V234H196ZM255 233H254L253 235H255ZM62 234H63V233H62ZM69 234H70V232L67 233V235H64V236H66V237L68 236V237H69ZM115 234H116V235H115ZM163 234H164V233H163ZM178 234H179V233H178ZM250 234H249V236H251ZM0 235H1V234H0ZM4 235H6V234L4 233ZM47 235H48V236H47ZM49 235H50L51 237H49ZM52 235H54L55 237H59V236H61V237H60V238L62 239V240L60 239L61 242H60L59 238H54V243H53V240H51V239H53V238H52ZM99 235H100V236H99ZM103 235H104L105 237H104ZM111 235H112V239H110ZM145 235H147V236H145V240H146V244H148V245H147V246H144V249H143V250H145V251H143V252H144L145 254L150 253V252L153 250V248H151V247H153V246H154V250H153L152 252H155V251H156V246H155L156 244H155V243L158 242V240H159V241L162 240L163 237H162V238L160 237V239H159V238L156 239V237H154V238L156 239V241H155V240L153 239V237H149L151 240L148 239V236H149L148 233L145 234ZM193 235H194V237H195V235H197V236L195 237L197 240H196V239H195V240H192ZM242 235H243V236H242V237H243L242 240H243V239H244V240L242 241V240L240 239V241L242 242L241 244H238V243H237V244H236V243H233V244H232V246H235L236 248H237V245H238V246L240 247V248L238 247L239 250L234 249V250H235V251H234L233 248H235V247L232 248V246H231L229 249H227V251L230 252V254H233L234 252H239V253H240V250L242 249V250H241V253H242V254H239V253H238L239 255H237L238 258H241V259H240L241 261L235 256V254H234V256H233V255L230 256L229 253H228V256H226V259H229V256H230V258H231L230 264L234 263V262H232V261H235V260H236V263H237L238 261H239V262H242L241 264L245 263V261H247L246 263L248 264V261H249V260L251 261V262H249V264H251V263H253V264L256 263V264H257V262H258L259 260H258V261H255V262H252V261H253V260H257L258 258H260V259H261V260L259 261L260 264H261V263L264 264V263H263V260H264L263 257H264V256L261 255V254L264 255V253H262V252L260 251L261 249H262V251H264V249H263V247H264V237H262V236H264L263 233H262V235H258V239H259L260 241L263 240V241H261V244L259 245L260 247H261V246H262V247H261V248L259 247L260 249L258 248V249H259L258 251H257V248H256V247H255V248L252 247L253 249L250 247V248L253 250V252H255V253L260 251L261 253H258V255H257V253H256L255 255H254V253L252 254V253H251L252 250H250L249 247H247L248 244H249V241H250V242L253 241V240H251L252 238L250 237L251 239L248 240L247 237H249V236H246V238H245V237H244V236H245L244 233H242ZM253 235H252V236H253ZM2 236H3V234H2ZM36 236H35V238H36ZM109 236H110V237H109ZM115 236H118V238L115 237ZM161 236H162V234H161ZM260 236H261V237H260ZM5 237H6V239H7L8 236H5ZM9 237L12 238L11 235H10ZM13 237H14V236H13ZM15 237H16V236H15ZM15 237H14V239L12 238V239L10 240L11 242H10L9 240H8V241L6 240L5 243H7V245H5V243L3 242L4 240H0V241H2V242H0V243H4V245H2V244L0 245V253H2V254H0V260L3 261V259H4V256H5V255H4L3 257H1V256L3 255V252H5V250H7L6 248L9 247L8 242H9V244L12 243V245H13V242H12V241H13V240L16 241V240H15ZM21 237H22V236H21ZM29 237H31L30 234H29ZM47 237H49V238H47ZM85 237H86V236H85ZM113 237H115V238L113 239ZM119 237H120V238H119ZM171 237H172V238H171ZM259 237H260V238H259ZM0 238H2V237L0 236ZM17 238H18V237H17ZM17 238H16V239H17ZM22 238H23V237H22ZM22 238H21L20 240H22ZM24 238H25V237H24ZM45 238H46V239H45ZM99 238H100V239H99ZM106 238H107V239H106ZM108 238H109V239H108ZM146 238H147L148 240H147ZM262 238H263V239H262ZM2 239H4V238H2ZM55 239H56L57 241L59 240V242H60L62 245H61L59 242L55 241ZM116 239H117V240H116ZM135 239H136V238L133 237V238H131V239H129V240H132V241H133V240H135ZM173 239H174V240H173ZM179 239H180L181 241H180ZM245 239L248 240V242L246 241L248 244L245 243ZM17 240H19V238H18ZM23 240H24V239H23ZM31 240H32V241H31ZM48 240H50V242H49ZM93 240H94L95 242H94ZM101 240H102V241H101ZM103 240H105V241H103ZM112 240H113V241H112ZM121 240H123V242H122ZM126 240H127V238H126ZM129 240H128V242H129ZM169 240L172 241V242H170ZM200 240H202V238H201ZM47 241H48V243H49L50 245H51V244H52V245H53V244H56L55 242H57V245H56V246L54 245V246L52 247V249L49 247L50 251H48L49 249H48V246H47ZM51 241H52V242H51ZM65 241H64V242H65ZM98 241H99V242H98ZM111 241H112V242H111ZM118 241H119L120 243H119ZM137 241H138V240L136 239V242H135L136 244H135V246L137 247V245H138V248H136L135 246H134V248H136L137 252L139 253V250H138V249H139L140 246H139V243L137 244ZM147 241H149V242H147ZM175 241H176V242H175ZM179 241H180V243H179ZM183 241L186 242V243L184 242L185 244L183 243V245H184V246L186 245L187 247H186V250H185L183 256H182V257H179V256H180V250L182 249V246H183V245L181 244V242H183ZM187 241H188V242H187ZM192 241H195L193 245H192ZM233 241H234V240H233ZM16 242H17V241H16ZM16 242H14V243H16ZM29 242H25V243H26V245H25V244H22L23 242L21 241V244L24 245V246H27V245H30V246H31V244H29ZM38 242H40V243H38ZM88 242H89V244H88ZM92 242H93V243H92ZM96 242H97V243H96ZM116 242L119 243V244H115ZM153 242H154V244H153ZM174 242H175V243H174ZM190 242H191V243H190ZM65 243H66V242H65ZM65 243H64V244H65ZM86 243H87L88 245H87ZM101 243H102V244H101ZM107 243H108V244H107ZM113 243H114V244H113ZM170 243H171V244H170ZM176 243H177V245H176ZM244 243H245V244H244ZM262 243H263V244H262ZM16 244H17L18 246H20V243H16ZM16 244H14V245L16 246ZM32 244H33V243H32ZM49 244H48V245H49ZM58 244H60V246H59ZM90 244H91V245L93 244V245L91 246ZM104 244H105V245H104ZM106 244H107V246H106ZM112 244H113V245H112ZM121 244H122V246H121ZM150 244H151V246H150ZM152 244H153V245H152ZM169 244H170V245H169ZM172 244H173V245H172ZM174 244H175V245H174ZM179 244H180V247L177 248V247L179 246ZM235 244H236V245H235ZM10 245H11V244H10ZM98 245H99L100 249H102L103 246H104L105 249H102V250H105V251H101L100 249H99V250H100V251H99L98 249H96V248H98ZM111 245H112V246H111ZM188 245H192L191 248H194L195 250H193V249H191L190 247H188ZM246 245H247V246H246ZM3 246H5V249H4V250H3V248H4ZM15 246H12V248L14 249V251L16 250V249H15V248H16ZM30 246H27V248L24 247L26 250H24V248H23L22 246H20L24 251H22V249L19 247V248L21 249V252L24 253V252L26 251V253H27V257H26V255H25V258L29 259L28 262H29V261L31 262V263H29V264H32V263H33V264H34V263H35V264H36V263H37V264H39V263H40V264H49V260H46V259H45V261L42 259V260H43V261H42L43 263H42L41 260L39 259L40 257L36 260V258L39 256V253H38V255H36V256L34 257V260H35V262H34V260H32V259H33V253H35V251H34V252H31V251H32L31 248H30V249L28 248V247H30ZM33 246H34V244L32 245V248H33ZM35 246H36V245H35ZM37 246H36V247H37ZM62 246H63V247H62ZM108 246H109L110 248H109ZM114 246H115V247H114ZM119 246H120V248H119ZM148 246H149V247H148ZM165 246H166V245H165ZM173 246H174V247H173ZM206 246H207V245H206ZM249 246H251V244H249ZM55 247H56L57 249L59 248L58 251L56 250ZM61 247H62L64 253H63V251L61 250ZM64 247H65V248H64ZM66 247H68V249H67ZM89 247H92V248L95 247L96 250H94V249H92V248L89 250ZM101 247H102V248H101ZM106 247H107V249H108L109 251L106 250ZM113 247H114L115 250L119 249V251L117 250L116 253H113V252H115V250H113ZM116 247H117V248H116ZM207 247H208V246H207ZM207 247H205V248L207 249ZM210 247H212V246H210ZM210 247H209V248H210ZM246 247H247V248H246ZM1 248H2V251H3V252L1 251ZM19 248H18V249H19ZM34 248H35V247H34ZM38 248H37V249H38ZM45 248H46V249H45ZM111 248H112V249H111ZM130 248H131V251H130V252H127V251L130 250L129 248H128V250H126V252L129 253L128 257L132 258L133 253H134V256H133V257H134V259H135V260H133V258H132V260L130 261V264H139V263L142 264L141 261H140V262L138 261V260L140 259V257L137 258V257H138V253L135 252L136 250H135V249L133 250L132 247H130ZM145 248H147V249H149V250L147 251V249H145ZM150 248H151V249H150ZM169 248H170V250H169ZM174 248L177 250L178 253L175 251ZM209 248H208V249H209ZM10 249H11V248L9 247V250H8V251L11 252L12 249H11V250H10ZM28 249H29V251H30V250H31V251L29 252ZM35 249H36V248H35ZM47 249H48V250H47ZM65 249H66V250H65ZM190 249L192 250L193 254H191V255L189 256V254L191 253V252H190ZM210 249H211V248H210ZM231 249H232V250H231ZM244 249H245V250H244ZM246 249H247L248 252H246ZM254 249H256V250L254 251ZM52 250H54V251H52ZM55 250H56V251H55ZM92 250H94V251H92ZM150 250H151V251H150ZM187 250H189V252L187 253L188 255L186 254V251H187ZM229 250H231V251H229ZM14 251H13V252H14ZM19 251H20V250H19ZM19 251H18V252H19ZM27 251H28L29 253H28ZM45 251H46V253H45ZM59 251L62 252V254H61V253H57V252H59ZM68 251H69V254H68ZM96 251H97V252H96ZM106 251H107V252H106ZM149 251H150V252H149ZM206 251H207V250H206ZM208 251H209V250H208ZM227 251H226V252H227ZM232 251H234V252H232ZM242 251H244V253H247V254L249 253L251 256H250V255L247 256V254H243ZM10 252L8 253L7 256H9V254H10V255H11V254L13 255V253H12V252L10 253ZM38 252H39V251H38ZM90 252H91V253L93 252V253L90 255ZM103 252H104V253H103ZM111 252H112V253H111ZM121 252H122V251H121ZM152 252H151V253H152ZM174 252H175V253H174ZM195 252H196V253H195ZM204 252H205V250H204ZM14 253H15V252H14ZM19 253H20V252H19ZM36 253H37V252H36ZM54 253H55V254H54ZM65 253H66V254H65ZM94 253H95V254H94ZM105 253H107V255H108V256L110 255V256L108 257L107 255H106V256L103 255V254H105ZM108 253H109V254H108ZM110 253H111V254H110ZM119 253H120V254H119ZM207 253H208V252H207ZM4 254H6V252H5ZM15 254H17V253H15ZM21 254H22V253H21ZM21 254H19V255L17 254L18 258L20 257ZM28 254H29V255H28ZM30 254H32V255H30ZM43 254H44V255H43ZM46 254H47V255H46ZM93 254H94V258H93V256H92ZM97 254H98V255H97ZM113 254H114L115 256H114ZM174 254H175V255H174ZM176 254L179 255V256H177V258H176ZM204 254H205L206 256H205ZM204 254H203V257H205V258H204V259H205L204 261L207 262L206 264H208V261H207L206 257L209 258L212 254H214V252H213V253L211 252L210 254L208 253V255H210V256H208L206 253H204ZM226 254H227V253H225V255H226ZM236 254H237V253H236ZM259 254H260L261 256H259ZM55 255H56V256H55ZM57 255H59V256H57ZM63 255H64V257H63ZM66 255H67V256H66ZM95 255H96V257H95ZM170 255H171V258H170ZM184 255H186V257H184ZM242 255H243V256H242ZM244 255H245V257H244ZM7 256H6V258H9V259L12 257V256L7 257ZM15 256H16V255H15ZM15 256H13V257H15ZM17 256L15 257V258H16V261H17ZM23 256H24V254H23L21 257L23 258ZM47 256H48V257H47ZM97 256H98V257H97ZM111 256H112V257H111ZM168 256H169V257H168ZM173 256H174V257H173ZM188 256H189V257H188ZM212 256H213V255H212ZM239 256H240V257H239ZM249 256H250V258H249ZM253 256H254V257L258 256V257H257V258H254ZM29 257L32 258V259H30ZM86 257H87V258H86ZM90 257H91V258H90ZM178 257H179V258H178ZM242 257H244V260H245V261L243 260ZM246 257H248L249 259H247ZM261 257H262V258H261ZM1 258H3V259H1ZM22 258H21V259H22ZM25 258H23V261H26ZM64 258H65V259H64ZM84 258H86L87 261H86ZM92 258H93V259H92ZM115 258H116V259H115ZM130 258H129V259H130ZM160 258H161V259H160ZM182 258H184V259H182ZM188 258H189V261H188ZM221 258H222V257H221ZM232 258H233V259H232ZM235 258H236V259H235ZM251 258H254V259L251 260ZM19 259H20V258H19ZM21 259H20V262H22ZM48 259H49V258H48ZM59 259H60V261H59ZM90 259H91V260H90ZM110 259H111V260H110ZM129 259H128V262H129ZM136 259H137V261H136ZM166 259H167L168 261H166ZM173 259H174V260H173ZM175 259H176V260H175ZM234 259H235V260H234ZM262 259H263V260H262ZM13 260H15V259H13ZM13 260H12V259L10 260V264H13ZM31 260H32V261H31ZM38 260H39L40 262H39ZM61 260H62V262H61ZM84 260H85V261H84ZM112 260H113V261H112ZM208 260H209V259H208ZM210 260H211V259H210ZM229 260H230V259H229ZM229 260H227V261H229ZM242 260H243L244 262H243ZM4 261L7 262V264H9L8 260L4 259ZM36 261H37V262H36ZM63 261H64V262H63ZM79 261H80V262H79ZM83 261H84V262H83ZM93 261H94V262H93ZM177 261H180V262H177ZM181 261H182L183 263H182ZM186 261H185V263H187ZM192 261H190L191 263H190V262H189V263H190V264H193ZM227 261H226V262H227ZM17 262H19V261H17ZM17 262H14V264L17 263ZM97 262H96V263H97ZM109 262H110V263H109ZM132 262H133V263H132ZM134 262H135V263H134ZM136 262H137V263H136ZM205 262H204V263L201 262V264H202V263L205 264ZM210 262H211V261H209V263H210ZM231 262H232V263H231ZM239 262H238V264H240ZM1 263L3 264L4 262H1ZM1 263H0V264H1ZM23 263H24V262H23ZM54 263H52V264H54ZM185 263H184V264H185ZM189 263H187V264H189ZM246 263H245V264H246ZM17 264H18V263H17ZM21 264H22V263H21ZM25 264H28L27 261L25 262ZM58 264H59V263H58ZM128 264H129V263H128ZM146 264H147V263H146ZM210 264H211V263H210ZM234 264H235V263H234ZM258 264H259V263H258Z\"/></svg>","mask_w":264,"mask_h":264}]
</instances>
